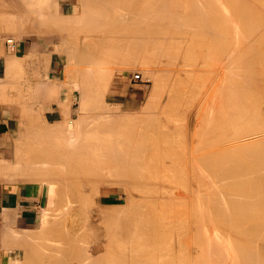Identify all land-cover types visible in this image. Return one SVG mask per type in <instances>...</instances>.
Here are the masks:
<instances>
[{"label":"bare ground","instance_id":"6f19581e","mask_svg":"<svg viewBox=\"0 0 264 264\" xmlns=\"http://www.w3.org/2000/svg\"><path fill=\"white\" fill-rule=\"evenodd\" d=\"M63 1H66V0H18V2H16V0H15L16 3L14 4L13 8L10 10V14L12 15V18L8 17V19L11 20V22L13 23V27L15 29V33H14L13 36L18 37L19 39L22 38V37H25V36H31L32 34H52V33H57L59 35V39H58L59 42L54 45L55 47H53L54 48L53 51H55L57 49H60L61 50L60 52L63 51V52H65L67 54V58H65V61L67 59V61H66L67 63H65V66L63 68L64 69L63 70V75L68 76L69 78L67 77V79L70 80L68 82V84L66 85L65 82L63 83L64 80H60L59 78L56 77L57 79H59V81L62 84H65L66 85L64 87V89H63L64 91L62 92V94L60 93V99H61L60 102H63V105H59V106H61V108L64 111L65 115H67V116H64V122H63V124L60 125V126H54L53 125V127H49V124L47 123L48 124L47 126H41L42 124L39 123L40 122V119H41V116H38V115H35V117H31L29 120H27V122H25V124L24 123H21V121H20L19 123H21V125L23 124L24 128L22 126V128H23L22 131L18 133L19 134L18 135L19 137L16 135V137L19 138L18 139V142L15 141V140H17V139H15L16 137L15 138L12 137L14 139L13 141L15 142V145L13 146L14 149H13V152H12L13 154H12V158H11L12 161L11 160L8 161V162L5 161L6 162L5 163L4 162V158H0V173L1 172H5L6 175H8V176H18L17 177L18 178L17 180L15 179V177H14V180L12 179L13 181L16 180L17 182L20 181V180L26 181V182H30L31 180H35V181L38 180V181H40L41 184L43 185V187L47 191L50 192V197L49 198L50 199L54 198V202L51 201L52 202L51 205H54L53 208L56 207L55 204H57V203H55L56 202L55 199H57L55 197V195L57 196V194L59 192H62L63 194H64V192H70L69 194H71V195H68V196L71 197V198L68 197L70 200L66 197V195L64 197L65 200L67 198L69 201H66V202H63V203L60 202V203H62L61 205H59L60 203L57 204L56 210H59L58 208H60V211H62V212H59V213H62L63 214V216H64L63 219L58 217V215H62V214H59L58 212H56L58 215L57 216L55 215V211H54L55 208L52 211H54L55 217H58V218L51 219L53 217L52 216L53 214L50 215V213L52 212L50 209L52 207H50L48 205L50 207V209L47 207L48 208L47 209V212H42L41 213L42 215L40 216L41 218L38 221V224L39 225L37 227L39 229L36 232H34L35 231V229H34L33 232H29V233L26 232V233H24L23 231L21 232V229L19 230V228H18V233H17V229L14 230L13 228H10V227L8 228L6 226L8 228V230L11 229V231H9L10 232L9 233V232L6 231V228L4 229V227H2L4 229V230L3 229L2 230L3 231H6L9 234V235L7 233L5 234V232L2 231L4 233V235H5V236H2V239L4 237L6 239L9 238V240H10L12 238L11 237L12 235H10V234H12V233L14 235V237L12 239H15L18 236V239H16L17 241L16 240H13V241L10 240V242L16 243V245H18V248H22V253L20 254L18 252V260H14V263H17V261H18V264H98L99 260L100 259H103L99 255L102 253V251L104 252V250L107 248L106 247V244L108 242L106 243V241H105L106 238H105L104 235H103L104 236L103 238H105V239H102V240L105 241V243H103L101 239L100 240L103 243V246L105 244V249H103L104 247L102 246V244H100L97 241H96L97 243H93V244L91 243V245L90 244L89 245H86V244L83 245L82 241L84 239L82 240L81 236H78L79 234L77 235L76 233L75 234L70 233V232L68 233L67 231L65 233V231H62V230L63 229L65 230L64 227H70V226H67L69 224H67L68 221L66 220V217L67 218L70 217L69 212L71 213L70 209L73 208L72 206H74L73 205L74 203L77 205L78 203H80L79 202L80 200H84V202H86V203L92 202L93 199H94V201L95 200H100L101 195L98 194V191H95V192H97L96 197H93L94 196L93 193H91L92 195H90V196H84L83 193L86 191V189L88 187H92V188L94 187L96 189L100 184H104V183H102V182H104V177L111 176V177L107 178L106 181L107 182H109V181L112 182L111 180L114 181V178L116 176L115 181L117 180V183H119L122 186V191L120 190V192H119L120 195L118 197L121 198V199H123L125 201L123 203V207L125 206V208H126L127 207L126 205L128 203H130V207H129V204H128V210L127 211H124L125 210L124 209L123 210L124 212H122V210L120 211V209L121 208L123 209V207H116V206H111L112 209H111L110 206H107V208L108 207H110V208H108V210H103V208L101 207V205L98 206L100 204L99 203L97 205L99 208H95V209L93 208L94 210H92L90 212L91 214H89V215H90V217H93L94 220L95 219L96 220L97 219H103V220L104 219L105 220L108 219V221L109 220H112L113 223H114V224L113 223L112 224L115 225V226H117V228H121V229H116V227H115L114 228L116 230V232H115V230L113 228H110L109 227L112 224H109V225L106 226V227H108V229L109 228L110 229H113L114 231L113 230H111V231H113L115 233H117V230H118L119 233H117V234H119V235H121L120 232L122 231V229L123 230H127V232L129 233L127 237L129 238V235H131V237H132V238L130 237L129 240L131 239V241L132 240L133 241H136L134 239L137 238V241H136L137 243L135 242L136 245H135V248L133 246V250L135 249L137 251V253H139V254H137L139 257H140V253H143V255H144V252L147 251L148 248L145 245L148 244L149 241L150 242H153L154 240L156 241V239H158V237L161 238L160 235L161 234H164L165 231H166V235L167 234H170L171 233V230H170V232H167V229L169 228V226H171L169 229H173L176 226V224H178V227H179V224L181 225V223H182L183 224L182 225L183 228L179 232H175V235H176L175 238L177 237V244H179L181 246V247L180 246H178V247L182 248V250H180V252L183 251V248H187V250L189 252V249L188 248H189L190 244H192V243H190L188 247H187V245H188L189 242H192L193 241V239H191L193 237L194 238V242L193 243H195L194 244L195 245L194 246L195 247L194 250L196 249V253H199V255H202L201 257H198V259H196L198 254H196V257L195 256L193 257L192 255H195V254L194 253H191V250H190L189 259L192 256L194 258V260L196 259V263L200 259V261H201V262H199L200 264H264V224H263L264 221L261 222L262 220H264V218H261L262 219L260 221L261 223L259 222L260 219L257 221V219H258L257 216H261V215H257L255 217L257 219L252 218V217H254L257 214V213L255 214V212L258 211L259 208H257V210L256 209H254V210L250 209V208H254L255 206L257 207V205H258V203H256L257 202L256 201L257 199L254 200V198H251L250 195H248L250 193L249 191H248L249 193H247V194L245 193V194H243L244 196H241L240 195L241 193L238 194V190H236V188L234 189V187L237 184H239V183L242 184V182H243L244 184H242V185H244L245 188L247 187V190H248V188H251L253 186L252 184H254L256 182L254 180L255 179H259V178H257L259 176V174L257 173V177L254 180L251 178V175L250 176L248 175L251 179L249 178L247 180L246 179L248 177L247 176L246 178L244 177V180L243 179L241 180L242 177H240L241 176L240 174H242L243 172H244L243 174L246 173V168H244V166H245L244 164L246 163V158H245V161L243 160L245 163L243 162L242 165L239 164V163H236V160H235V162L233 161L236 158L234 156V154L236 153V151L238 153H240L239 151L244 150V152H245L246 150L251 149L252 147L256 146V145L253 146V144H254L253 142L254 141L253 142H249L248 141V140H251V139H248L247 138L248 140L246 141V138L245 137H247L248 134H239V132L238 133H234V131L231 132V130L229 129L230 132L232 133L231 135H233V133H234V135H233V137H228L230 139L227 140V142L229 141L227 144L223 145L225 143L224 142L222 144L223 147H218L217 146L216 148L214 147L213 150L210 148V151L213 153L212 154L209 151V149H207V147L210 146V145L207 146V144H209V143H207L208 140L206 139L207 141L205 140V142L207 144L205 143V146H203V149H205L204 147L207 146L206 149L208 151L207 152H203L204 150L202 149V151L200 150L201 151V154H197L195 152V146H198V145H195L196 140H198V139H196V137L200 134V132L202 131L203 128L208 127L204 123L209 119L210 115H212V114H210V115L208 114L209 117L206 118L205 121L202 118L203 121H201L200 118L199 119L197 118V115L192 114L193 111L195 110V108H194V110L192 111V113L191 114L189 113L190 115L188 114L189 116H188V118H186L187 119L186 124H184V125H181L180 124L182 127L185 126L184 128H186L189 131L191 129V133H190V135H187L188 137L185 136L186 133H183L184 136H185V138H184V136H182V137L184 139V144L185 145L182 143L183 142L182 141L183 139L181 140L182 142H180V144H182V146L184 145V148L182 149L184 151L183 152H177V150L182 151V150H180L181 149L180 147H182L180 144H179L180 147L178 145V147L180 149H176V147H175L176 151H175L174 148H172L170 146H167V144H165L166 142L165 143L163 142L166 145L165 147H162L161 146L163 144L161 142V140H162V138H165L163 136H167V134L169 133L168 131H170V130L166 131V129H165V131L168 132V133L166 135L161 136V133L163 134V132H161V131H164L163 129L160 131V134H158L159 132L156 133V130L152 131V129H151L150 132H152V133L155 132L156 133V134L153 133L154 135H152L150 132H147V129L149 130L148 127H150V123L147 124L146 122H144V123L141 124L142 127H140V129H138L137 127L138 126H141V125H136V130H135L134 129L135 128V126H134L135 122H132V120L135 119V118H136V120L138 118H142L143 116L142 117L139 116V114L141 115L140 112L138 113V116L139 117H137V115H135V114H134L135 117H133L134 115L132 114L131 116L133 118L131 117V119H132L131 120L129 117L122 116L121 114H118L116 111H112L111 109H109L108 108L109 105L107 106L106 105V102H105L106 92L108 90V86H109V82H110L109 80L112 77L114 68H117L119 66L118 65L116 67L115 66V63L112 66V65H110V63H112V61L115 60L117 58V56L119 58H122L121 60H123L125 63H128V64L129 63L130 64L131 63L132 64L133 63H135V64L136 63L137 64L139 63L141 70L144 73H147V76L146 77H148V75H149V77H150L149 79H152L151 80L152 81V84H153L152 86H155V87H152V89H151L152 91L156 88V86L157 87L159 86V80H160L159 78L160 77L158 78V76L161 74V72H159L160 73L159 75H157L158 73L156 75H154L153 74L154 72H152L151 69L149 68V66H147V63H146V60L147 59L145 58L146 59L145 60L144 58H142V57H146V55L143 56V55H140L139 53H137L138 54V56H137L136 55V51L137 52L139 51L141 53V46L143 48L144 44L145 43L147 44V41H148V46H150L149 45V42L151 41V43H154L153 45L150 43L152 45V47L154 45L155 46L157 45L159 47L158 44L160 43V39L157 38L158 37L157 36V33H156L157 31L155 32L153 30L154 31L153 33H156V34H153L152 31H148V30H149V28L152 29L150 27L151 25H152V27H154L155 30L158 29L157 26H162V25H159V24L160 23H164V22H158V20L159 21H161V20L162 21H165V23H166L167 21L166 20H163V19H170L171 21H173L171 17L173 15H178V12L175 10L176 8L174 9L173 7H170L172 9H174L175 11L172 10V9L169 10L168 9L169 8L168 5H173V6L175 5L174 7H176L177 3H180V5H182L181 2L185 3L186 5L187 4L189 5V3H190V5L191 4L194 5L196 3L198 4L199 2H203L204 0H87V1L86 0H80L81 3L79 2V4L82 5V7L79 5V8L80 9L81 8L82 9L85 8V10L87 11V9L89 7L90 8V11L88 12L89 13V16H88V13L85 14L84 12H82V10L78 9V7H77L78 4L77 5H74L73 3H71V0H69L70 3L69 2L68 3L66 2L65 4H62ZM74 1L75 0H73V2ZM102 1H105V2L102 3ZM217 1H216V3L213 1V5L210 4L211 7H213L215 4L218 5L217 4ZM76 2H78V1H76ZM98 2H100V5L103 4L104 6H101V7L100 6H95L97 8L99 7L98 9L95 10L94 8H92V5H95V4L99 5ZM223 2H225V1H223ZM250 2H251L250 0H244V2H243L244 3V6H243L244 7V10L243 11L241 10L242 13H243V15H244L243 16V22L244 23H242V24L244 25L245 30H243V31L246 32V34H247V36L245 35L246 37L249 36V38L246 39L248 41H249L250 37L253 34V33L251 34V32H253L252 31L253 29L250 28V25L252 26V20L254 21L255 20L254 18L256 17V15H254L255 17H252L251 16L253 14V12L251 11L252 8L249 6L250 5ZM210 3H211V1H210ZM231 3H233V2H231ZM234 3H236V2H234ZM207 4H208V2H207ZM83 5H85V6L83 7ZM87 5H89V6H87ZM166 5L168 6L167 10H162L163 6H166ZM223 5H222V8H223ZM262 5H263V3H262ZM154 6L156 8L158 7L159 9H157V10L156 9L153 10L154 8L153 9H150V7H154ZM195 6H197V5H195ZM224 6H227V4L224 5ZM234 6H235V4H234ZM86 7H87V9H86ZM190 7H192V6H190ZM199 7L201 8V6H199ZM228 7H230V5ZM238 7H239V5H238ZM253 7H255V6H253ZM214 8H215V6H214ZM216 8H217V6H216ZM185 9H183V10H185ZM192 9H190L191 12H193ZM220 9H221V7H220ZM220 9H218V10H220ZM79 10H80V12L84 13V16H83L82 13H81L82 15L79 14L80 13ZM85 10L83 9V11H85ZM180 10H179V12H182V10L181 11ZM197 10H199V9H197ZM200 10L202 11V8ZM234 10L232 9V11H234ZM209 11L212 12L213 10L212 9L211 10L209 9ZM220 11H219V13L221 14ZM223 11L224 10H222V13H223ZM226 11H225V13H226ZM254 11H256V9ZM188 12H190V11H186V13H188ZM212 13L214 14V12H212ZM225 13H223L222 16H224ZM254 13H256V12H254ZM179 14H181V13H179ZM194 14H196V12H194ZM201 14H204V13L201 12ZM201 14L199 16H201ZM240 14H241V12H240ZM85 15H87V17ZM148 15H149V17L151 15H153V17L155 16L154 19L151 18V19H153L152 20L153 21L152 23H151L150 20H148V18H147ZM227 15H228V13H227ZM236 15L232 19H235L236 18ZM238 15H239V13H238ZM260 15H261V13H260ZM169 16H171V17H169ZM215 16L217 18H219V17L222 18L221 15L220 16L218 15L219 17L217 15H215ZM226 16H224V17H226ZM232 16H233V14H232ZM240 16H238V18ZM182 17L183 16H181V18ZM189 17L191 18L192 16H188V19H189ZM229 17H231V16L229 15ZM173 18L175 19V17H173ZM210 18H211V20L213 22V20H214L213 18L214 17L212 18V15H210L209 19ZM226 18L227 19H230L228 17H226ZM226 18L224 19L225 21L224 20L223 21L224 22H226V21L230 22L229 20H226ZM200 19H202V18L200 17ZM219 19H217V20L219 21ZM259 19H258V21L256 23V29H259L260 28V27L258 28V26L260 25ZM9 20H7V24H8V22H10ZM154 20H156V21H154ZM180 20L182 21L183 18L182 19H179L178 20V23H180L179 22ZM170 22H169V24L172 25V23H170ZM183 22H184V20H183ZM187 22L185 21V23H187ZM194 22H195V20H194ZM198 22H197V24H199ZM220 22L219 23L217 22L218 23L217 25H219ZM153 23H155L156 25L158 24V25L156 26L154 24L156 26L155 27L153 25ZM188 23L190 24V22H188ZM188 23L186 25L187 28H189L188 27ZM191 23H192V20H191ZM230 23H232V21ZM262 23H261V25H262ZM79 24H82V25L80 26ZM176 24L177 23H175V25H173V27H171V28H170V26H168V27L171 30H173L175 28L174 26H177ZM197 24H195V25H197ZM213 24L215 25V23H213ZM227 24H223L226 30L224 29L223 31H221L219 29V31H218L219 34H223L222 32H225V31L227 32V28L229 27L228 26L229 24L228 25ZM233 24H234V22H233ZM233 24H231L230 26H231V29H234V31H235L236 27L235 28H232V27H234V26H232ZM236 24H235V26H237ZM76 25H78L80 27L77 28V27H75ZM179 25L180 24H178V26ZM182 25H180V26H182L184 28V24L183 23H182ZM195 25L194 26H190L189 25V26L190 27H193V29L195 30V28H196ZM202 26H204V25H202ZM72 27H74L73 30H71ZM162 27L164 28L165 26H162ZM263 27H264V24H263ZM167 28L165 27L164 29H160V30L164 31V33L163 32H158L159 33L158 35H160V33H161V35L162 34L166 35L167 34L166 33V30H168ZM179 28L180 27H178V28H176L174 30L175 31L178 30L177 31L178 34H182V33H179V32H181V31H179V30H181V28L180 29ZM220 28L223 29L222 27H220ZM240 28L243 29V27H239V29ZM74 29H78V31H82V33H83L82 34V37L79 36L80 38L79 37L78 38H75V36H72L75 39L71 38L70 32L71 31H74ZM200 29L201 28H199V30ZM185 30L187 31V29H185ZM185 30L183 31V34L184 35L186 34L185 33L186 32ZM196 30H198V28H196ZM237 30H238V28L236 29V31ZM170 31H167V32H169L171 34L176 33L175 31L174 32L173 31L170 32ZM201 31H202V29H201ZM203 31H205L204 28H203ZM220 31H221V33H220ZM258 31L259 30H257V32ZM188 32H189V34H191L190 32H193V33L196 34V31L194 32V31H189L188 30L187 33ZM206 32H202V33L205 34ZM212 32H210V33H212ZM228 32H230V31H228ZM231 32H232L231 34L234 35L233 30ZM247 32H249V33H247ZM147 33H149V34L152 33V36L153 35H156L157 37H154L153 36L156 39L154 40L153 37H150L151 39L148 40L149 37L147 38V35H148ZM202 33H201V35H199V37H202L204 35V34L202 35ZM208 33L209 32H207L206 34H208ZM75 34H76V32H75ZM78 34H80V33L78 32ZM178 34L176 33L173 36L174 37L173 39H171V37H168V35H167L166 38H163V40L164 41L165 40H168L167 39V37H168V38H170L172 40L171 42L173 43V41L175 40L176 35H178ZM219 34H217V35H219ZM231 34H229V35L231 36ZM235 34L238 35L237 33H235ZM262 34L264 36V33H262ZM262 34H260V35H262ZM226 35H225V38H228V37H226ZM182 36L183 35H181V37ZM186 36H188V34ZM191 36H192V34H191ZM212 36L213 35H211V37ZM219 36H221V35H219ZM222 36L220 37V40L219 41H222V39H221ZM238 36H240V34ZM253 36H255V35H253ZM263 36H262V38H263ZM162 37H160V38L162 39ZM181 37H179V38H181ZM205 37H206V35L204 36V38ZM146 38H147V40H146ZM214 38H215V36H214ZM241 38L244 39V37H241ZM256 38H258V36ZM177 39L178 38H176V40ZM183 39L184 38H182L181 40H183ZM216 39H218V38H216ZM239 39L240 38H238L237 40H239ZM243 39H240V41L241 40L243 41ZM152 40H154V42ZM185 40L186 39H184V41H181V42L183 43V42H185ZM188 40H190V38H188L186 40L187 43L189 44ZM197 40H198V38H197ZM200 40L201 39L199 38L198 41L200 42ZM208 40L210 41L211 38L208 37ZM214 40H213V42H215ZM237 40H234V42L235 41L237 42ZM246 40H245V42H248ZM250 40H252V39H250ZM10 41H12V40H10ZM168 41H166V42H168ZM192 41H193V39L190 42H192ZM252 41H255V40H252ZM171 42H170V45H171ZM174 42H176V41H174ZM213 42L211 41L212 46L209 45V47L211 46L213 48V46H214V43ZM229 42L231 43L233 41H231V39H230L228 41V43ZM161 43H160V45H161ZM182 43H181V45H182ZM208 43L205 45V47L206 46L208 47ZM220 43L218 42L219 46H222V44H220ZM222 43H224V45H223L222 48L225 49V51L227 52V50L230 49L229 48L230 47L229 46L230 44L227 45V46H229V47H227L229 49L226 50V48H224V46H226L225 43H227V42L225 41V42H222ZM167 45H169V43L166 44V45L163 44L164 47H166ZM233 45L234 44H232V46ZM258 45L261 46L260 43ZM12 46H13L12 43H10L9 46H8L9 47V51L14 52V49L12 48ZM148 46H145V48L148 47ZM196 46H198V45H196ZM161 47H162V45L160 46V49L159 50H161ZM262 47L261 48L264 49V45H262ZM138 48H139V50H138ZM157 48L154 47V49H157ZM198 48H199V46H198ZM241 48L244 49L243 46ZM258 48L261 49L260 47H258ZM258 48H256V45H255V48H253V49H255L258 52V54L261 55L262 54V51H258L259 50ZM135 49H136V51H135ZM144 51H145V49L142 50L143 54H144ZM209 51H210V49H209ZM220 51H223V50H219L217 52H220ZM249 51H251V50H249ZM27 52L28 53H25L23 56H21L22 59L20 57H17L16 58V56H13L11 54H10V56L9 55L5 56L6 57V59L4 60L5 61V65H4L5 66L4 67V76L5 77L9 76L10 74L13 73V71H15V70L12 71V69H14V68L15 69H17V68L20 69L21 66H22V62L24 61V59L25 60L28 59L29 61H31V59H32V62L38 68H39L40 64H42V63H45L46 64L47 61H48V59H49V54L48 53H43L42 52L43 55L41 53V56H40V53L38 54V52H36V50H31V51H27ZM55 52H57V51H55ZM133 52H135V53H133ZM240 52L237 53V54L240 55ZM248 52L246 54H244V55H245L246 61L249 63V66L251 65V63L254 64L255 63V60H257V62H256L257 64L255 63V65H258V63H261L260 62L261 61L260 59H256L257 56L254 57L255 55L253 53V50L251 51L252 53H250V52L248 53ZM257 52L255 54H257ZM49 53H50V51H49ZM53 54H54V52H53ZM121 54H122V57L119 56ZM130 54L131 55L135 54L136 56L133 57ZM252 55H254V56H252ZM139 56H141V58H139ZM65 57H66V55H65ZM99 57H100V59H99ZM136 57H138V58H136ZM263 57H264V55H263ZM19 58L21 60H19ZM119 58L116 59V61L117 60H120ZM243 58H244V56H243ZM96 59H98L99 62L101 61L100 62V65L99 64L98 65L95 64L96 66H99L98 68L95 67V65H93L94 66L93 69L94 70H97V71H93V69H90L89 68L90 66H88V68L86 67L87 66V63H91V62L92 63H95L94 61H97ZM237 59L243 60L242 58H237ZM239 60H238V62H239ZM118 62L119 61H117V63ZM236 62H235V65H236ZM26 64H27V62H26ZM84 64H86V66H83ZM263 64H264V61H263ZM31 65H32V63H31ZM148 65H150V64H148ZM230 65H231V63H230ZM235 65H233V66L236 67ZM245 65H247V64H242V66H243L242 68H244ZM259 65H262V64H259ZM122 66H121V68H122ZM249 66H247V67H249ZM263 66L264 65H262V67L259 66V68L260 67L261 68L260 69L258 68V69L261 70V71L264 70L263 69ZM36 67H35V69H37ZM42 67L45 68V67H47V65L46 66H42ZM231 67H229V68H231ZM251 67H253V66H251ZM194 68H195V66H194ZM198 68H195V69H198ZM254 68L256 69L257 67H254ZM40 69H41V67H40ZM195 69H193V72L192 73H194L195 71H197ZM239 69H241V68H239ZM37 70H35V71H37ZM231 70H230V72H231ZM237 70L238 69L236 68L235 71L237 72ZM179 71L184 72L181 69ZM179 71H178V73H179ZM191 71H192V69H191ZM220 71H222V70H220ZM239 71H242V70H238V72ZM261 71H260V73H261ZM185 72H187V71L185 70ZM197 72L200 73V71H197ZM248 72H250V71H248ZM256 72L257 71H255V74H256ZM144 73H143V76H144ZM176 73H177V70H176ZM192 73H191V75H192ZM209 73H210V71H209ZM222 73H223V71H222ZM252 73L254 74L253 71H252ZM262 73H264V72L262 71ZM44 74H45V71H44ZM44 74H42V75L44 76ZM187 74L189 75L190 73L188 72V73H186V75ZM198 74H196V75H198ZM259 74H257V75L259 76ZM34 75H35V72H34ZM223 75L225 76V73ZM262 75H264V74H262ZM28 76H29V74H28ZM43 76L41 78H43ZM178 76H180V73H179ZM251 76H255V75H251ZM22 77H23V75H22ZM225 77H227V76H225ZM230 77H231V75H230ZM246 77H248V76H245V79H246ZM257 77H255V78H257ZM41 78H39V79H41ZM63 78L65 79V76ZM208 78H209L208 79V83H209L210 82L209 80L211 78V74H210V77H208ZM219 78H218V80H219ZM232 78L234 79V76ZM232 78L229 79V80H233ZM255 78H252V79H255ZM258 78H260V77H258ZM67 79H66V82H67ZM83 79L86 80V81H88L89 83L86 84ZM241 79L237 83L241 84L240 83V81L242 82ZM34 80H35V77H34ZM37 80H38V78H37ZM204 80H207V79H204ZM221 80H222V78H221ZM246 80H249V79H246ZM1 81H3V78L1 79ZM198 81H199V79H198ZM233 81H234V83H236L235 79ZM251 81H253V80H251ZM259 81H261V80H259ZM30 82H33V80L30 81ZM49 82H51V81H49ZM53 82L54 81H52V83ZM166 82H167V80H166ZM195 82H196V80H195ZM219 82L221 83V81H219ZM52 83H50V84H52ZM160 83H162V81H160ZM192 83H193V81H192ZM197 83L198 82H196V84H194V85L197 86ZM225 83L227 84L226 81H225ZM244 83H246V82H244ZM254 83H256V82H254ZM11 84H12V81H11ZM35 85H36V83H35ZM206 85H207V83H206ZM218 85H219V83H218ZM223 85H224V87H227V86H225V84H223ZM236 85H238V84H236ZM263 85L264 84H262V86ZM19 86H20V84H19ZM19 86L16 85L15 87L17 88ZM21 86H20V88H21ZM198 86H199V83H198ZM209 86H212V85H209ZM215 86H217V85H215ZM245 86L246 85H244V88H248V86L247 87H245ZM253 86H252V88H253ZM173 87H174V85H173ZM192 87H193V85H192ZM237 87H239V86H237ZM256 87H258V86H255V88ZM25 88L27 89L28 87L25 86L24 87V91H25ZM31 88H32V86H31ZM162 88H164V87H162ZM193 88L192 89H189L190 91L187 89V91L188 92H191L192 94H194L193 91H191V90H193ZM202 88H204V87H202ZM202 88H201V90H202ZM250 88L251 87H249V89ZM54 89H56V90L53 91L51 89V91L49 93L53 92V94H55L57 92L56 94L59 95L58 94V92H59L58 89L56 87ZM218 89L216 87V89H214V91L213 90L212 91L213 92H219V91H217ZM233 89H235L236 91H238L237 90L238 88L236 89L234 86H233ZM256 89H258V88H256ZM17 90H16V92H17ZM34 90H37L38 91V88L37 89L34 88ZM39 90L44 92L46 90V88H45V90H41V88ZM73 90H77L78 93H79L78 104H77L78 106H76V107H79L78 110L80 109V111H82V112L84 111L85 112L84 114L82 113V115L77 114L78 115V116H76L77 119L70 118L71 115L73 114V111H72V109L70 107V103L69 102L71 101V96H72ZM151 90H150V92H151ZM155 90H157V88ZM172 90H174V89L172 88ZM195 90H197V89H195ZM263 90H264V88L262 90H260L261 93L264 92ZM37 91H35L36 92V95L38 94ZM40 91H39V95L41 94ZM158 91H160V90L158 89ZM206 91H202V92L206 93ZM228 91L226 90L225 93L227 92L226 94H228ZM236 91H233V92L236 93ZM241 91L243 92V89ZM197 92H198V90H197ZM213 92H211V93H213ZM223 92H224V89H223ZM22 93H20V94H22ZM30 93L34 94L33 92H30ZM187 93H186V95H187ZM225 93H223V95ZM244 93H247V92L245 91ZM257 93L259 94V97H257V98H260V92L258 91ZM257 93L255 92L254 95L255 96L256 95L258 96ZM176 94H177V92H176ZM39 95H38V97H39ZM196 95L197 94H195V98L197 97ZM199 95L201 96V94H199ZM215 95H217V94H215ZM215 95H212V96L215 97ZM239 95L241 96L240 92H239ZM239 95H237V96H239ZM248 95H250V94H248ZM40 96H42V95H40ZM205 96H207V95H205ZM205 96L202 95L201 96V99H202V97H204L203 99H205ZM218 96H219V93H218ZM233 96H236V95H233ZM19 97H21L23 99L25 97V95H24V97H22L21 95ZM28 97H29V99H28ZM33 97H35V95ZM38 97L36 96L35 98H38ZM45 97L47 98V96H44L43 97L44 99L43 98H41V99L44 101L45 100ZM222 97L224 99V96H222ZM230 97L232 99V96H230ZM252 97H254V96H252ZM30 98L32 100H35V99L32 98V96H30V94L27 95V97L25 98V100L27 99L28 100V103H29V101L31 100ZM58 98L56 100H58ZM206 98L209 99V97H206ZM263 98L264 97H262V99ZM41 99H40V101H41ZM165 99L166 100L164 101V103L162 102V100L159 101L160 102V106L165 107V104L166 105L168 104V103H165V102H169V101H167L168 98H165ZM203 99H202V107L204 106V109H205L206 108L205 107L206 106L205 103H207V102L204 103L203 102ZM236 99H237V97H236ZM249 99H246V100H249ZM252 99H255V97L252 98ZM25 100H23V101H25ZM51 100H52V98L49 99V101H51ZM241 100H242V97L240 99V102H241ZM21 101L22 100H20V102ZM36 101H39V100L37 99ZM46 101H48V100L46 99ZM191 101H194L193 98L191 99ZM205 101H207V100L205 99ZM216 101H217V99H216ZM225 101H227V100L225 99ZM243 101H245V100H243ZM263 101L264 100H262V102ZM209 102H210V100H209ZM209 102H208V104H209ZM211 102H212V100H211ZM231 102H230V99H229V102L228 103H231ZM238 102L239 101H237V104H238ZM249 102L252 103L251 100ZM203 103H204V105H203ZM219 103H220V101H219ZM219 103H218V105H219ZM228 103H226V104H228ZM243 103H245V102H243ZM25 104L26 103H24V105ZM31 104H33V102ZM31 104L30 105L28 104V105L31 106ZM200 104H197L198 107L200 106ZM212 104H214V102ZM216 104H215V106H216ZM220 105H221V103H220ZM235 105L236 104H234V107H235ZM238 105H236L237 108H238ZM240 105H242V104H240ZM252 105L253 104H251V107H252ZM232 106L233 105H229V106L227 105V108L232 107ZM244 106H245V104H244ZM244 106H242V107H244ZM255 106L258 107L259 105L257 106V104H256ZM260 106H261V104H260ZM35 107H34V109H35ZM211 107H212V105H211ZM211 107H208L207 106V108L205 110H207L209 108L208 111H207L209 113L210 112L209 110H211ZM239 107H241V106H239ZM29 108H26V109L28 110ZM244 108H246V107H244ZM58 109H60V108H58ZM204 109H203V111H204ZM218 109H216V110H218ZM250 109H249V111H250ZM29 110H31V109H29ZM29 110L27 112H29ZM78 110L76 109V111H78ZM185 110L187 111V109H185ZM223 110H220L222 112V114L224 113ZM229 110H230V108H229ZM231 110H233V109H231ZM239 110H241V108H239ZM188 111L190 112V107H189V110ZM200 111H201V109H200ZM156 112H157V110H156ZM163 112H164V110H163ZM205 112L203 114H204V116L207 117V113L205 114ZM218 112H219V110H218ZM229 112H231V111H229ZM229 112L227 110L228 116L230 117L232 115H229ZM237 112L238 111H236V114H238ZM76 113H78V112H76ZM123 113H125V112H123ZM195 113L196 114L198 113V115L202 116L200 114V112H195ZM227 113H226L225 116H227ZM234 113L235 112H233V114ZM245 113H247V111ZM258 113H259V111H258ZM60 114H62V113H60ZM80 114H81V112H80ZM255 114H253V115H255ZM24 115H26V112L23 113V116ZM129 116H130V114H129ZM163 116H164V114H163ZM241 116H243V115H241ZM244 116H243L242 119H244ZM155 117H157V115H155ZM213 117H215V116H213ZM219 117H221V116H219ZM229 117H228V119H229ZM61 118H63V116ZM144 118H145V116H144ZM144 118H142V119H144ZM148 118H149V116H148ZM165 118H167V117H165ZM24 119H23V121H24ZM44 119H43V121H44ZM197 119L200 120L201 122H203V125L206 126L205 127V126L201 125L200 124L201 122L198 121L199 122L198 124H200L203 127V128H201L199 126V129L197 128V130H199V134L198 135L196 134L198 131L195 130L196 129V126H197ZM130 120H131V122H130ZM151 120H153V117H152ZM218 120H220V119H218ZM249 120H251V119H249ZM138 121L136 123H138ZM209 121L213 123L214 120L213 121L212 120H209ZM238 121H239V118H238ZM44 122H42V123H44ZM129 122H130V125H128L129 128L131 126V123L132 124L134 123L133 124V126H134L133 129H132V127L130 128V130H129V128L126 129L125 126H127V124ZM150 122H152V121H150ZM140 123H138V124H140ZM208 123H207V125H209ZM215 123L216 124H219L218 121L215 122ZM236 123H234V125ZM257 123H258V121H257ZM216 124H215V126H216ZM45 125H46V123H45ZM152 125H153V123H152ZM155 125H158V122L155 123ZM160 125H161V123H160ZM241 125H244V124L242 123V124H240L238 126H241ZM253 125H256V124H253ZM164 126L167 129H169V128L171 129V127H172L170 125V123L169 124L168 123H165ZM212 126H214V125H212ZM212 126H210V128H212ZM215 126H214V128H215ZM227 126H228V124H227ZM157 127H161V126L158 125ZM232 127H235V126L232 125ZM242 127H244V126H242ZM184 128H183V131L185 132L186 130ZM221 129L223 130V127ZM234 129H236V128H234ZM234 129H232V130H234ZM249 129H252V128H249ZM206 130H207V128L205 129V131ZM217 130H219V128H217ZM225 130H227V129H225ZM247 130H248V127H247L246 130L244 129V131H247ZM257 130H259V129H257ZM257 130H256V132H257ZM205 131L203 130L202 132L205 133ZM212 131H213V129H212ZM230 132H229V134H230ZM235 132H236V130H235ZM240 132H241V129H240ZM208 133H209V135H208ZM215 133L217 134V131ZM218 133H220V132H218ZM226 133H228V132H226ZM243 133H245V132H243ZM195 134H196V137H195ZM235 134H238V135H235ZM258 134H259V132H258ZM201 135H203V133ZM205 135L208 138H209V136H211V138H212V135H210V131H208V130H207V133ZM205 135H203V136H205ZM203 136L201 138V136L199 135V138H201L200 140L202 141V143H203ZM214 136H216V135H214ZM227 136H228V134H227ZM258 137H260V135L259 136L257 135V138H255V137L254 138L258 140ZM224 139H225V137H224ZM167 140H169V139H167ZM172 140L175 141L174 138ZM170 142H171V138H170ZM222 142H223V139H222ZM222 142H221V140H220V142L218 140V143H222ZM167 143H169V142H167ZM199 143L201 144V142H199ZM259 143L257 142V144H259ZM196 144H197V142H196ZM200 144H199V147H200ZM255 144H256V142H255ZM260 145H262V144H260ZM171 146H173V145L171 144ZM200 148H202V146ZM206 149H205V151H206ZM256 149H257V147H256ZM258 149L260 150V148H258ZM196 151L200 153V151H198V150H196ZM255 151L253 150V153ZM241 154H239V155H241ZM250 154H252V153L250 152L249 155ZM257 154L259 155V153H257ZM262 154H264V153H262ZM233 156L235 158H233ZM243 157L244 156H242V158ZM246 157L248 158L247 155H246ZM250 157H251V159L253 158V160H254L256 156H253V157L252 156H249V158ZM249 158H248L247 162L249 161ZM256 158H258V157H256ZM262 159L263 158H260V162H259L260 164L262 162ZM196 161H197V164L196 165H198L200 167H199V169H196L198 166L195 167L196 170L194 171L193 170V168H194L193 165L196 163ZM237 161H239L238 158H237ZM258 161H259V159L257 160V163H258ZM182 163H184L186 166H189L190 165V169L192 168L190 170V172H189L188 169H186V167H185V169L189 172L190 177H186L188 180L186 179L187 181L184 182L185 181L184 178H182V175L179 173L178 175H181V177L178 176V177L181 178L180 181L176 178L178 180V182H175L177 180H174V182H173L172 181L173 180L172 177L174 178V175L176 174V172L177 171H180L179 170V167L181 169V166L182 167L185 166V165H182ZM248 163H250V162H248ZM248 163H247L246 167H248L247 169H249V171H250L251 168H249L250 166H248L249 165ZM262 163H263L262 165L264 166V162H262ZM250 165H251V163H250ZM255 167H256V170H258L257 169L258 166L255 165ZM260 168L261 167H259V169ZM182 170H183V168H182ZM260 171H262V170L260 169ZM260 171H259V173H261V175L263 177L264 174L262 172H260ZM184 173H186V171ZM187 173H186V175L188 176L189 174H187ZM249 173H247V174H249ZM243 174H242V176H243ZM112 175H115V176H112ZM252 177H254V176H252ZM162 178H170L171 179L170 184L169 185H164V186H159V185L154 184L153 181H158V180H160ZM0 179H1V177H0ZM1 180H3V179H1ZM5 180L6 181H10L11 178L8 179V177H7V179H6V176H5ZM181 180H184V181H181ZM110 182H109V184H110ZM183 182H184V185L182 184ZM216 182H218V185H216L217 184ZM223 182L224 183H227L228 185L226 184V187H225V185L223 184ZM261 182H262V184H264L263 183V180ZM256 183L258 184V180H257ZM35 184H37V183H35ZM179 184H180V186H179ZM257 184H256L257 187L263 186V185L258 186ZM181 185H182V188L180 189ZM236 187H240V186L237 185ZM177 188L180 189V191H177ZM245 188H241V189H244L245 190ZM260 188H262V187H260ZM255 189H256V187H255ZM255 189H253V190L252 189H249V190L255 192L256 191ZM235 190H236V192H235ZM247 190H245V191L247 192ZM257 192L258 191H256V193ZM259 193H257V194H259ZM262 193H263V191H262ZM94 194H96V193H94ZM58 195H60V193ZM253 195L254 194L252 193L251 196L253 197ZM262 196H264V195H262ZM186 197H188V199H190L189 201H191V203L186 199ZM257 197H258V195H257ZM257 197H255V198H257ZM179 198H181L182 200L181 201L180 200L178 201ZM61 199H62V196H61ZM166 199H169V202L172 201L171 204H173V205L175 204V206L179 205L182 209L185 210L184 213L182 212L183 213L182 214V217L179 216V217H181L179 223H177L179 217H176V218H178L177 221L174 220L176 214H170V215H172L171 218L174 217L173 221H175L174 223H176V224H172L171 223L169 225L168 222H170V221L167 222V220H171V222H173L172 219L169 217L170 216L169 214H168L169 216L167 215L166 217L167 218H170V219H167L166 217L160 215L161 217H164L165 220H162L161 221V217L158 216L160 220L157 219V221L159 220L161 222L160 223L157 222V224L152 223L153 221H155L154 219L156 217L154 216V217H152L153 219L151 218L152 212H154V211H152L150 208H153L155 211H156V209H158V207L155 206V205H160V206L162 205L161 207L163 208V206H166L167 205V204L164 205V203H166L165 202ZM262 199H263V197H262ZM130 201L132 202V205H131V202ZM260 201H261V199H260ZM260 201H259V203H260ZM81 202H83V201H81ZM161 202L163 204H161ZM167 202H168V200H167ZM187 202H189L190 204L187 203ZM47 204H48V202H47ZM96 204H97V202H96ZM124 204H126V205H124ZM188 204H189V206L192 207V209H193V207H195L194 208L195 209V212H194L195 214L191 211L195 215V218H191L192 216L189 217L190 214L188 213V211H189L188 210L189 209L188 208L189 207ZM76 205H75V207H76ZM108 205H110V204H108ZM118 206H120V205L118 204ZM179 206H177V207H179ZM154 207L155 208L157 207V208L155 209ZM259 207H261V205ZM263 207H264V205H263ZM76 208H78V207H76ZM165 208H167V207H165ZM104 209H106V207H104ZM182 209L181 210L179 209V211H178L179 214L181 213ZM194 209H193V211H194ZM48 210H50V213L48 212ZM63 211H64V213L66 212V215L68 213V215L66 216L63 213ZM150 211H151V213H150ZM6 212L7 211H5V214H6ZM5 214L3 215V218H5ZM253 214H254V216H253ZM261 214L263 216V212ZM76 215H77V213H76ZM89 215L86 217L87 219L85 218L86 220H89L88 219L89 218ZM173 215H175V216H173ZM213 216L214 217L216 216L215 217L216 219ZM184 217H185V219H184ZM190 218L192 220L195 219L194 220V223H193V221L191 222V219ZM58 219L59 220L62 219V220L59 221ZM70 219L71 218H69V220ZM72 219L70 220L71 221V226H72V228H74V226L72 225V223H73V220ZM75 219L77 220V218H75ZM78 219L80 220V216H79ZM252 219H254V220H252ZM106 221H103L104 222L103 223V226H104V224H105ZM84 222H85V225L88 226L87 222L86 221H84ZM107 222H106V224H107ZM108 223H111V222H108ZM146 223L150 224L151 226H152V224L153 225L155 224L154 225L155 228L154 227H152L153 229L149 228L151 230L147 229L148 227H151V226L149 225V226L145 227V224ZM4 224L6 225L7 222L4 223ZM4 224L3 225L0 224V225L1 226H5ZM12 224L14 225V223H12ZM73 224H75V223H73ZM77 225H79V222H78ZM77 225H75V226H77ZM173 225H174V227H172ZM98 226H99V224H98ZM100 226H101V224H100ZM103 226H102V229H101V227L100 228H97L96 227L97 228L96 230L99 229L98 232H100V230L103 231V229H104ZM77 227H79V226H77ZM89 227L90 226H88L87 228H89ZM91 227H92V225H91ZM91 227H90V229H92V231H95L94 228L93 227L91 228ZM144 227L147 229L146 232L143 231V228ZM72 228H71V230H72ZM49 229H52V231H51L52 232L51 240L50 239L49 240H44L45 239L44 238L45 237L44 235H48V234H45V232L47 230H49ZM83 229H84V227H83ZM90 229H88V231ZM66 230H69V228H66ZM75 230H74V232H75ZM177 230H175V231H177ZM142 231H143L144 234L143 233L141 234ZM85 232H86V230H85ZM89 232H91V230ZM124 232H126V231H124ZM15 233H17L18 235L15 234ZM102 233L108 234V231H105V229H104V231ZM115 233H113V234H115ZM172 233H174V232H172ZM172 233L170 235H167L170 238H164V240L165 239H168V240L171 239V237H173V236H171ZM84 235H86V234H84ZM90 235L91 234L89 233V235L86 236V237H91V236L93 237V235H91V236ZM98 235L101 236L100 233ZM98 235L97 236L95 235V236L98 237ZM124 235L126 237L127 234H124ZM114 237L116 238V236H114ZM120 237L122 238V236H120ZM125 237L123 236L124 239H125ZM0 239H1V237H0ZM86 239H85V241H87ZM190 239L192 241H190ZM9 240L8 241L5 240V241L8 243ZM112 240H111V242L113 243ZM164 240H162V241H164ZM172 240H173V238H172ZM188 240H189V242L186 243ZM5 241H3V242H5ZM158 241H159V244L162 242L161 239L160 240L158 239ZM174 241H176V239L173 240V242ZM89 242H91V241H89ZM114 242H115V240H114ZM157 242H155V243H157ZM168 242H170V241H168ZM168 242H166L167 244L166 243L165 244L168 245L169 244ZM173 242H171L170 244H172ZM7 243H2V246L3 247L6 246V248H7ZM119 243L118 244L121 245V243H123V242L120 241ZM130 243H132V242H130ZM155 243H153V244L155 245ZM3 244H5V245H3ZM10 244H13V243H10ZM114 244H117V243L115 242ZM165 244H162V246L165 245ZM170 244L168 245L169 247H170ZM173 244H175V242ZM173 244L171 246L173 247V249H175V247H174ZM129 245L130 244H128L126 246H129ZM157 245H158V243H157ZM107 246H108L107 255H106V251H105V254H102L101 256H103V255H106L107 257H111L112 256V255L111 256H108V254H113V256H114L115 255L114 252L113 251H109L110 245L108 244ZM124 246L125 245H123V247ZM130 246L132 247V244ZM148 246H149V244H148ZM150 246H149V248H150ZM162 246L159 247V248L157 247L156 249H160L161 248L163 250V247H164V250H165V247L166 246H163V247ZM168 246L166 248L172 249V248H169ZM191 246H190V248H191ZM121 247H122V245L119 248L121 249ZM126 248H128V250L130 249V247H126ZM125 249H123V250L126 251ZM161 249L160 250H157V252H156V254L157 253L158 254L160 253L159 255L158 254L156 255L155 253L154 254L156 256H154V254L152 255L154 258L153 257H150V254L153 253V251L151 253L150 252H147L145 255L147 256V254L150 253L148 255V257H150L151 260L155 261V257H157L156 260H159V259L162 258V255L163 254H161V252L162 253L166 252V254H167L168 257H166V254L165 253L164 254H165L166 259L167 258L169 259L168 261H171L170 259H172L173 261H175L174 260L175 258H178V261L176 260V262H181L182 263L184 260L186 261V258L185 257L187 256L188 253H186L185 251H184L186 253L185 257H184V255H181V258L183 257L182 258L183 261L182 260L179 261L180 260L179 259V256H180L179 255L180 254L179 251H178L179 253H177L178 256L174 258V256H175L174 255L175 254L174 252L175 251L173 250V253H172L173 257H172V255H170V258H169V255L168 254L169 253L171 254V251L170 250L167 251V249L165 251L164 250L161 251ZM114 250H116L115 247H114ZM148 250H150V249H148ZM151 250H154V248L151 247ZM109 252H111V253H109ZM123 252H121V253H123ZM127 253H129V252H125V254H127ZM132 253H133V251H132ZM182 254H184V253H182ZM121 255H123V254H121ZM133 256H136V253ZM146 256H144V258ZM103 257H105V256H103ZM107 257H105V259H104V264H107L108 262H109L108 264H112V262L116 259V258H114L115 257L114 256L113 257L114 259L109 258L110 260H107L106 259ZM121 257L122 256H120V258ZM125 257H127V256H124V259L122 258V260H124L125 263H126V260H128V259L126 258V260H125ZM141 257H143V256L141 255ZM163 257H164V255H163ZM136 258H135V260L137 261V263L139 262L138 264H141V262H143L142 258H141V261L138 260V258L137 259ZM146 258H145V261H146ZM150 258H148L147 262L150 260ZM207 258L209 259L210 262L208 261ZM130 259H131V257H130ZM132 259H133V257H132ZM105 260L108 261V262H105ZM151 260H150V263L153 264V262H151ZM191 260H192V258L190 259V263L194 261V260L193 261H191ZM100 261H102V260H100ZM115 261H117V259ZM145 261L143 263H146ZM168 261L162 259V262H165L166 264H167ZM156 262H158V261H156ZM156 262L154 264H156ZM176 262L174 264H176ZM125 263H123V264H125ZM99 264H101V262ZM120 264H122V263H120ZM157 264H162V263H159L158 262Z\"/></svg>","mask_w":264,"mask_h":264},{"label":"rangeland","instance_id":"374dc122","mask_svg":"<svg viewBox=\"0 0 264 264\" xmlns=\"http://www.w3.org/2000/svg\"><path fill=\"white\" fill-rule=\"evenodd\" d=\"M7 1V2H6ZM76 1H78V2H76ZM87 1V0H86ZM210 1H211V3H210ZM213 1L216 3V1L215 0H204L203 2H199L198 4L196 3V4H194V5H190V3H189V5L187 4H185V3H183V2H181L182 3V5H180V3H177V5H176V7H174L173 5H168L169 6V8H168V6L166 5V6H163V8H162V10H167V8L170 10V9H172V8H170V7H173L177 12H178V15L180 16H183L182 18H183V20H184V22H183V20L181 21H179L180 23H178V20L179 19H182L181 18V16L179 17L178 15H173L172 17L171 16H169V17H171L172 18V20L173 21H171L170 19H163V20H166L167 22L165 23V21H159L158 20V22H164V23H158L159 25H162V26H165L166 28L168 27V26H170V28L171 27H173V25H175V23H177L176 25L177 26H174L175 28L174 29H176V28H178V27H180L181 28V30H179V31H181V32H179V33H182V34H178V30H174L173 28V30H171L169 27L167 28L168 30H166V35H164V34H162L161 35V33H160V35H158L159 33L158 32H163L164 33V31H162V30H160V29H164L162 26H157L155 23H153V25L155 24L157 27H158V29L157 30H155L154 29V27H152V25L150 26L152 29H150L149 28V30L148 31H152V33L155 31H157L156 33H157V36L156 35H153L154 37H157V38H159L160 39V43H161V45H162V47H161V50H159L160 49V43L158 44L159 45V47L156 45H154L153 47H152V45L154 44V43H151V41L149 42V45L151 46H148V41H147V44L145 45L144 44V46H143V48H142V46H141V53L138 51H136V49H135V51H136V55L138 56V54L137 53H139L140 55H143V56H145L146 55V57H142V58H146L145 60H146V63H147V66H149V68L151 69V71L152 72H154L153 74L154 75H156L157 73V75H159L160 73L159 72H161V76L159 75L158 76V78L160 79L159 80V86L157 87L156 86V88H157V90H151L152 89V87H155V86H152L153 84H152V79H149L150 77H149V75H148V77H146L147 76V73H144L142 70H141V68H140V64L138 63H125L123 60H121L122 58H119L118 56H117V58L116 59H120V60H117V61H119L118 63H117V61H116V59L115 60H113L112 61V63H110V65H114V63H115V66L117 67L118 65V69L117 68H114V70H113V74H112V77H111V79L109 80L110 82H109V86H108V90H107V92H106V98H105V102H106V105L108 106V108L109 109H111L112 111H116L118 114H121L122 116H125V117H129L130 119H131V115L133 114H135V115H137V117H139V116H143L142 118H144V116H145V118L144 119H142V118H138L137 120H136V118L135 119H131L132 120V122H135V124H134V126H135V128H134V126H133V124L131 123V126H130V128L132 127V129L134 128L135 130H136V125H141L142 123H144V122H146L147 124H149L150 123V127H148L149 128V130L147 129V132H150V130L152 129V131H154V130H156V133H158V134H160V131L163 129L164 131H161V132H163V134L161 133V136H163V135H166L168 132V134H167V136H163V137H165V138H162V140H161V142L163 143H165V144H167V146H170V147H172V148H174L175 149V147H176V149H180V150H182L183 148H184V139H183V137L182 136H184V134L183 133H186L185 134V136H187V135H190V133H191V129H190V131L189 130H187L186 128H184L185 126H181V125H184V124H186V121H187V119L186 118H188V116L192 113V111L194 110V108H195V110L193 111V113L192 114H194V115H197V118L199 119L200 118V120L201 121H203V119H204V121L206 120V118H208L209 117V115L210 114H212V115H210V117H209V119L204 123L206 126H208V127H206L205 125H203V122H201L200 120H198L197 119V126H196V129L195 130H197V128L199 129V126L201 127V128H203L201 125H203V126H205L206 128H207V130L208 131H210V135H212V138H211V136H209V138L205 135L206 133H207V130L205 131V129L206 128H203L202 129V131L204 130L205 131V133L204 132H202L203 133V135H205V136H203V135H201L202 133L200 132V134H199V130H197L198 132L196 133L197 135L199 134L200 136H201V138H202V136H203V143H202V141L200 140L201 138H199V135L196 137V134H195V137H196V139H198V140H196V142H197V144H196V142H195V145H198V146H195V152L197 153V154H201V151H202V149H203V146H205V140L207 141V143H209V144H207V146L208 145H210V146H206L207 147V149H209V151H210V148L213 150L214 149V147L216 148L217 146L218 147H223V145H225V144H227L228 142H227V140H229L230 138H228V137H233V135H234V133H238L239 132V134H248V136L247 137H245L246 138V141L248 140V139H251V140H248L249 142H253L254 144H253V146L254 145H256V146H254V147H252L251 149H248V150H246L245 152H244V150H242V151H239L240 153H238L237 151H236V153L234 154V156L236 157H234L233 156V158H235L233 161L235 162V160H236V163H239V164H243V162L245 161V158H246V163L243 165L244 166V168H246V173L245 174H243V176H242V174H240L241 176L240 177H242L241 178V180L243 179L244 180V177L246 178L248 175L250 176L251 175V178L254 180L256 177H257V173L259 174V176L257 177V178H259V179H255L254 181H256L257 182V180H258V184L255 182L254 184H252L251 186V188H248V190H247V187L245 188L244 187V185H242V184H244L243 182H242V184L241 183H239V184H237V185H239L241 188H245V190H247V192L244 190V189H241L240 187H234V189L236 188V190H238V194L239 193H241L240 195L241 196H244L243 194H247V193H253L254 195H253V197L251 196V194L249 193L248 195H250V197L251 198H254V200L255 199H257L256 201V203H258V205H257V207L255 206L254 208H250V209H252V210H254V209H256L257 210V208H259V210L258 211H256L255 212V216H254V214H253V216L254 217H252V218H254V219H257V221L259 220V222L262 220L261 218H264L263 216H264V207H263V203H264V196H262V195H264V184H262V180H263V183H264V176L262 177V175H261V173H259V171H260V169L262 170V171H260V172H262L263 174H264V166L262 165L263 163L262 162H264L263 160H264V154H262V153H264V101L262 102V100H264V98L262 99V97H264V92L263 93H261V91L260 90H262L263 88H264V85L262 86V84H264V75H262V74H264V73H262V71L264 72V70H259L261 67H262V65H264L263 64V59H264V57H263V55H264V49H262L263 47H262V45H264L263 43H264V36H263V34L262 33H264V27H263V24H264V0H250L251 2H250V7L252 8H250L251 9V11L253 12V14L251 15L252 17H255L254 15H256V17L254 18L255 20L253 21L252 20V26L250 25V28H252L253 30V32H251V34H252V36L250 37V39H252V40H255V41H252V40H250L249 39V41L248 40H246V39H248L249 38V36L248 37H246L247 36V34H246V32L245 31H243V30H245V27H244V25L242 24V23H244L243 22V13H242V11L244 10V0H218L217 1V4L218 5H216L215 3V8H214V6L213 7H211V5H213ZM223 1H225V2H223ZM228 1V2H227ZM230 1V2H229ZM258 1V2H257ZM16 2H18V0H16ZM15 2V0H0V44H2V46L4 45V42L5 41H7V40H12L11 42H14V40H19V38L18 37H15V36H13L14 35V33H15V29H14V27H13V23L11 22V20H9L8 19V17H10V18H12V15L10 14V10L13 8V6H14V4L16 3ZM70 3V1L69 0H66V1H63L62 2V4H65V3ZM79 2H80V0H75L74 2H73V0H71V3H73L74 5H77V7H78V9H80L79 8ZM103 2H105V1H102V3ZM207 2H208V4H207ZM221 2V3H220ZM223 2V3H222ZM231 2H233V3H231ZM234 2H236V3H234ZM239 2V3H238ZM261 2V3H260ZM81 3V2H80ZM205 3V4H204ZM231 3V4H230ZM262 3H263V5H262ZM98 4L99 5H97V4H95V5H92V8H94L95 10L96 9H98L97 7H95V6H104L103 4H101L100 5V2H98ZM211 4V5H210ZM226 5L227 4V6H224V5ZM234 4H235V6H234ZM184 5V6H183ZM195 5H197V6H195ZM208 7H207V6ZM222 5H223V8H222ZM230 5V7H228ZM238 5H239V7H238ZM81 7H82V5H80ZM85 5H83V7H84ZM87 6H89V5H87ZM91 6V5H90ZM180 6V7H179ZM187 8H186V7ZM190 6H192V7H190ZM199 6H201V8H202V11L200 10L201 8L199 7ZM204 6V7H203ZM216 6H217V8H216ZM221 7V9H220V7ZM233 6V7H232ZM253 6H255V7H253ZM178 7V8H177ZM199 7V8H198ZM207 7V8H206ZM211 7V8H210ZM219 7V8H218ZM243 7V8H242ZM259 7V8H258ZM154 8V9H153ZM161 8V7H160ZM186 8V9H185ZM193 8V9H192ZM206 8V9H205ZM231 8V9H230ZM238 8V9H237ZM84 10H85V8H83ZM83 9L81 8L80 10H82V12H84L85 14L86 13H88L89 11H90V8L88 7V9H87V7H86V9H87V11L85 12V11H83ZM150 9H153V10H157V9H159L158 7L156 8L155 6L154 7H150ZM174 9H172V10H174ZM182 10V12H179V10ZM183 9H185V10H183ZM190 9H192V11L193 12H191V10ZM197 9H199V10H197ZM209 9L211 10H213L212 12H214V14L211 12V11H209ZM218 9H220V10H217ZM232 9L234 10V11H232ZM256 9V11H254ZM258 9V10H257ZM263 9V10H262ZM80 10H79V12H80ZM174 10V11H175ZM180 10V11H181ZM222 10H224L223 11V13H225V11H226V13L224 14V16H226L227 15V13H228V15L226 16V17H228V18H230V19H227L226 17H224V16H222ZM231 10V11H230ZM237 10V11H236ZM242 10V11H241ZM186 11H190V12H188V13H186ZM217 11V12H216ZM219 11L221 12V14L219 13ZM230 11V12H229ZM260 11V12H259ZM82 12H80L79 14H81ZM185 12V13H184ZM194 12H196V14H194ZM201 12L202 13H204V14H201ZM235 12V13H234ZM240 12H241V14H240ZM254 12H256V13H254ZM263 12V13H262ZM84 13H82L83 14V16H84ZM92 13V12H91ZM179 13H181V14H179ZM191 13V14H190ZM193 13V14H192ZM211 13V14H210ZM216 13V14H215ZM230 13V14H229ZM238 13H239V15H238ZM259 13V14H258ZM260 13H261V15H260ZM81 14V15H82ZM190 14V15H189ZM201 14V16H199ZM209 14V15H208ZM232 14H233V16H232ZM236 15V18L235 19H232L235 15ZM258 14V15H257ZM210 15H212V18L214 19L213 20V22H212V20H211V18L209 19V17H210ZM215 15H221L222 16V18L221 17H219V18H217ZM229 15L231 16V17H229ZM241 15V16H240ZM86 17H87V15H85ZM88 16H89V13H88ZM188 16H196L195 18L193 17H189V19H188ZM199 16V17H198ZM205 16V17H204ZM238 16H240L239 18H238ZM157 17V16H156ZM173 17H175V19L173 18ZM200 17L202 18V19H200ZM205 19H204V18ZM216 17V18H215ZM148 20H150L151 21V23L153 22L152 20L155 18V16L153 17V15H151L150 17H149V15H148ZM150 18V19H149ZM151 18H153V19H151ZM187 20H186V19ZM226 18V20H229L230 22L232 21V23H230V22H228V21H226V22H224L225 19ZM259 19V22H260V25H261V23H262V25L260 26H258V28L259 29H256V23H257V21H258V19ZM217 19H219V21L217 20ZM241 19V20H240ZM253 19V18H252ZM7 20H9L10 22H8V24H7ZM191 20H192V23H191ZM194 20H195V22H194ZM200 20V21H199ZM224 20V21H223ZM237 20V21H236ZM261 20V21H260ZM149 21V22H150ZM154 21H156V20H154ZM171 21V22H170ZM185 21L187 22H190V24L188 23V27L189 28H187L186 27V25H187V23H185ZM199 21V22H198ZM202 21V22H201ZM207 21V22H206ZM215 21V22H214ZM221 21V22H220ZM242 21V22H241ZM169 22L170 23H172V25L171 24H169ZM197 22L200 24H197ZM206 22V23H205ZM220 22V24L219 25H217L218 23ZM224 22V23H223ZM233 22H234V24H233ZM182 23L184 24V28L182 27L183 25H182ZM204 23V24H203ZM210 23V24H209ZM213 23H215V25L213 24ZM229 25H228V24ZM237 23V24H236ZM239 23V24H238ZM241 23V24H240ZM164 24V25H163ZM178 24H180V25H182V26H178ZM195 24H197V25H195ZM209 27H207L206 25ZM223 24H227L228 26V28H227V32L225 31V32H222L223 34H219V29L221 30V31H223L224 29H225V27H224V25L222 26ZM231 24H233L232 26H234V27H232V28H235L236 27V29L238 28V30L236 31V29H235V31H234V29H231ZM235 24L237 25V26H235ZM259 24V23H258ZM80 26L82 25V24H79ZM154 25V26H155ZM194 26L195 25V27L196 28H198V30H196V28H195V30L193 29V27H190V26ZM199 25V26H198ZM202 25H204V26H202ZM213 25V26H212ZM218 27H217V26ZM240 25V26H239ZM80 26H78V25H76L75 27H77V28H79ZM155 26V27H156ZM205 29V31H203V28ZM215 26V27H214ZM217 27V28H216ZM220 27H222L223 29H221ZM239 27H243V29L242 28H240L239 29ZM263 27V28H262ZM73 28L74 27H72V29L71 30H73ZM179 28V29H180ZM191 28V29H190ZM199 28H201L202 29V31H201V29L199 30ZM185 29H187V31L189 30V31H196V34L195 33H193V32H190L191 34H192V36H191V34H189V32L187 33V31L185 32L186 34L184 35L183 34V31ZM207 29V30H206ZM212 29V30H211ZM218 29V30H217ZM231 29V30H230ZM154 30V31H153ZM160 30V31H159ZM171 30V31H170ZM211 30V31H210ZM226 30V29H225ZM233 30V33H234V35H232L231 33V31ZM251 30V29H250ZM257 30H259L258 32H257ZM263 30V31H262ZM5 31V32H4ZM167 31H170V32H176L178 35H176V37H175V40L174 41H176V42H174L173 41V43L171 42L172 40L171 39H173L174 37V35L176 34V33H174V34H171V33H169V32H167ZM201 31V32H200ZM209 32L208 34H206L207 32ZM213 31V32H212ZM216 31V32H215ZM221 31H220V33H221ZM228 31H230V32H228ZM75 32H76V34H75ZM78 32L81 34H78ZM200 32V33H199ZM202 32H206L205 34L204 33H202ZM210 32H212V33H210ZM241 32V33H240ZM3 33V34H2ZM73 33V34H72ZM152 33L151 34H149V33H147L148 35H147V38L149 37V39L148 40H150L151 38L150 37H153L152 36ZM156 33H153V34H156ZM201 33H202V37H199V35H201ZM216 33V34H215ZM225 33V34H224ZM228 33V34H227ZM235 33H237L238 35L240 34V36H238V35H236ZM247 33H249V32H247ZM82 31H78V29H74V31H71L70 32V35H71V38H73V39H75V38H78L79 36L80 37H82ZM188 34V36H186ZM213 35L212 37H211V35ZM217 34H219V35H223L222 36V41H219L220 40V37L221 36H219V35H217ZM227 34V35H226ZM229 34H231V36L229 35ZM250 34V35H251ZM258 34V35H257ZM260 34H262V35H260ZM10 35V36H9ZM164 35V36H163ZM168 35V37H171V39L170 38H168L167 37V39L169 40H163V38H166V36ZM172 35V36H171ZM181 35H183L182 37H181ZM192 37H190V36ZM206 35V37L204 38V36ZM225 35H226V37H228V38H225ZM229 35V36H228ZM246 35V36H245ZM249 35V34H248ZM253 35H255V36H253ZM72 36H75V38L74 37H72ZM77 36V37H76ZM162 37V39L160 38V37ZM178 36V37H177ZM185 36V37H184ZM214 36H215V38H214ZM258 36V38H256ZM260 36V37H259ZM262 36H263V38H262ZM79 37V38H80ZM153 37V39L155 40L156 38H154ZM179 37H181V38H179ZM190 38V40H188V42H189V44L187 43V39L188 38ZM208 37L209 38H211V40L209 41L208 40ZM224 37V38H223ZM230 37V38H229ZM235 39H234V38ZM241 37H244V39L243 38H241ZM147 38H146V40H147ZM176 38H178L177 40H176ZM182 38H184V39H186L185 40V42H181V41H184V39L183 40H181ZM197 38H198V40H199V38L201 39L200 40V42L197 40ZM216 38H218V39H216ZM238 38H240V39H243V41L241 40L240 41V39L239 40H237ZM7 39V40H6ZM21 39V38H20ZM22 39H24V40H28L29 42H31V44L33 45V46H35V47H37V45H38V47H39V52H40V56H41V53L43 52V53H48L49 54V59H48V61H47V63L45 64V63H42V64H40V66H39V68L38 67H36V65H34V63L32 62V59H31V61H29L28 59H24V61L22 62V66H21V68L20 69H12V71L13 70H15V71H13V73L12 74H10L9 76H7V77H5L4 76V69H1L2 67H0V106L3 104V105H6V107H8L7 108V116H9L11 113L13 114V116L11 117V118H7L6 119V121L8 122V125H9V134H8V138H9V145H8V148L5 150V152H4V162L6 161V162H8V161H10L11 160V158H12V152H13V149H14V145H15V142L13 141L14 139L13 138H15L16 137V135L18 136L19 134V132H21L22 131V129L24 128V126H23V124L21 125V123H24L25 124V122H27V120H29L31 117H35V115H38V116H41V119H40V124H42L41 126H47L48 124H49V127H53V125L54 126H60V125H62L63 124V122H64V116H67V115H65V113H64V111L62 110V108H61V106H59V105H63V102H60V93L62 94V92L64 91L63 89H64V87L68 84V82L70 81L69 79H67V77L68 76H66V75H63V68H64V66H65V63H67L66 61H67V59H66V61H65V58H67V54L65 53V52H60L61 50L60 49H57V50H55V51H57V52H55V51H53V47H55L54 45L55 44H57L58 42H59V35L57 34V33H52V34H32L31 36H25V37H22ZM193 39V41L192 42H190L191 40ZM204 39V40H203ZM206 39V40H205ZM215 39V40H214ZM226 39V40H225ZM231 39V41H233L234 42V40H237V42L235 41L234 43L233 42H229L228 43V41ZM233 39V40H232ZM261 39V40H260ZM154 40H152L153 42H154ZM162 40V41H161ZM180 40V41H179ZM213 40L215 41V42H213ZM218 40V41H217ZM227 42V43H225V45L226 46H224V48H226V50L227 49H229V50H227V52L225 51V49H223L222 47H223V45H224V43H222V42H225V41ZM228 40V41H227ZM245 40L246 41H248V42H245ZM258 40V41H257ZM157 41V40H156ZM166 41H168V42H166ZM210 43H208V42ZM211 41L214 43V46H213V48L211 47L212 46V44H211ZM217 41V42H216ZM263 43H262V42ZM159 42V41H158ZM166 42V43H165ZM170 42H171V45H170ZM182 43V45H181V43ZM199 42V43H198ZM218 42L220 43V44H222V46H219V44H218ZM255 44H254V43ZM261 44V46L260 45H258L259 43ZM152 45H151V44ZM169 43V45H167L166 47H164L163 46V44H168ZM180 43V44H179ZM185 43V44H184ZM208 43V47L206 48L205 47V45ZM245 43V44H244ZM253 43V44H252ZM257 43V44H256ZM157 44V43H156ZM228 44H230L229 46H227ZM232 44H234L233 46H232ZM249 44V45H248ZM196 45H198L199 46V48H198V46H196ZM209 45H211L210 47H209ZM255 45H256V48H258V47H262L261 49H257L258 51H262V56L260 55V54H258V52L255 50V49H253V48H255ZM145 46H148V47H146L145 48ZM202 48H201V47ZM218 46V47H217ZM244 47V49H242L241 47ZM247 46V47H246ZM249 46V47H248ZM8 47V46H7ZM154 47L155 48H157V49H154ZM215 47V48H214ZM221 47V48H220ZM227 47H229V48H227ZM248 49H246V48ZM213 50H212V49ZM242 50H240V49ZM145 49V51H144V54H143V52H142V50H144ZM209 49H210V51H209ZM241 51H239V50ZM138 50H139V48H138ZM159 50V51H158ZM219 50H223V51H220V52H217V51H219ZM249 50H253V53H254V55H252V56H254V57H256L257 56V58L256 59H260L259 61L261 62V63H258V65L259 64H262V65H259V66H261L260 68H259V66L258 65H255V63L257 62V60H255V63L253 64V63H251V65L249 66V63L246 61V58H245V55L244 54H246ZM49 51H50V53L51 52H54L55 53V60H56V64L54 65V66H52V67H50V64H49V60H50V53H49ZM213 51V52H212ZM229 51V52H228ZM251 51H249L250 53H252ZM240 52V55L239 54H237V53H239ZM244 52V53H243ZM248 52V53H249ZM257 52V54H255ZM43 53H42V55H43ZM131 53V52H130ZM133 53H135V52H133ZM261 53V52H260ZM10 54L11 55H13V52L12 51H9V47H8V53H7V55H9L10 56ZM39 54V53H38ZM132 54V53H131ZM130 54V55H131ZM65 55H66V57H65ZM135 54H133V55H131V56H136ZM234 55V56H233ZM238 55V56H237ZM242 55V56H241ZM14 56V55H13ZM120 57H122V54L121 55H119ZM241 56V57H240ZM243 56H244V58H243ZM18 57H20L21 58V56H18ZM262 57V58H261ZM19 58V60H21ZM136 58H138V57H136ZM139 58H141V56H139ZM237 58H242L243 60H239V59H237ZM99 59H100V57H99ZM230 59V60H229ZM97 61H94L95 63H87V66H86V64H84L83 66H86L87 68H88V66H90L89 68L90 69H93V65H100V62H99V60L98 59H96ZM230 62H229V61ZM238 62V60H239V62L237 63L236 61ZM116 61V62H115ZM122 63H121V62ZM26 62H27V64H26ZM32 63V65H31V63ZM97 62V63H96ZM229 62V63H228ZM234 62V63H233ZM235 62H236V65H235ZM226 63V64H225ZM230 63H231V65H230ZM247 64V65H245L244 66V68H242L243 66H242V64ZM78 64V63H77ZM148 64H150V65H148ZM253 64V65H252ZM257 64V63H256ZM46 66L47 65V67H42V66ZM95 65V67H99V66H96ZM122 66V68H121V66ZM230 65V66H229ZM233 65H235L236 67H234ZM239 65V66H238ZM255 65V66H254ZM114 66V67H115ZM194 66H195V68H198V69H195L194 68ZM232 66V67H231ZM247 66H249V67H247ZM251 66H253V67H251ZM31 67V68H30ZM35 67L38 69H35ZM40 67H41V69H40ZM229 67H231V68H229ZM251 67V68H250ZM254 67H257L256 69L254 68ZM47 68V69H46ZM213 68V69H212ZM215 68V69H214ZM218 68V69H217ZM236 68L238 69V70H242V71H239L238 72V70H237V72L235 71L236 70ZM239 68H241V69H239ZM254 68V69H253ZM259 68V69H258ZM32 69V70H31ZM37 70V71H35V70ZM44 69V70H43ZM181 69V70H183L184 72H182V71H179V70ZM191 69H192V71H191ZM193 69H195V70H197V71H200V73L199 72H197V71H195L194 73H192L193 72ZM217 69V70H216ZM232 69V70H231ZM259 71H258V70ZM263 69H264V66H263ZM32 72H31V71ZM129 70V71H128ZM176 70H177V73H178V71H179V73H180V76H178L179 75V73L177 74L176 73ZM185 70L187 71V72H185ZM214 70V71H213ZM220 70H222L223 71V73H222V71H220ZM230 70H231V72H230ZM247 70V71H246ZM254 72V74L252 73V71ZM44 71H45V74H44ZM93 71H97V70H94L93 69ZM209 71H210V73H209ZM233 71V72H232ZM248 71H250V72H248ZM255 71H257L256 72V74H255ZM260 71H261V73H260ZM34 72H35V75H34ZM156 72V73H155ZM175 72V73H174ZM190 73L189 75L187 74L186 75V73ZM197 72V73H196ZM213 72V73H212ZM217 72V73H216ZM21 73V74H20ZM39 73V74H38ZM135 73H141V75L143 76V73H144V76L142 77V79L144 80V82H142V81H134L133 80V78H132V76H133V74H135ZM184 73V74H183ZM191 73H192V75H191ZM199 73V74H198ZM225 73V76H227V77H225L223 74ZM231 73V74H230ZM233 73V74H232ZM235 73V74H234ZM248 73V74H247ZM261 75H260V74ZM28 74H29V76H28ZM41 74V75H40ZM42 74H44V76L42 75ZM196 74H198V75H196ZM210 74H211V78H210V82L208 83V77H210ZM223 76H222V75ZM231 75V77H230V75ZM257 74H259V76L257 75ZM22 75H23V77H22ZM46 75V76H45ZM209 75V76H208ZM251 75H255V76H251ZM25 76V77H24ZM31 76V77H30ZM40 76V77H39ZM43 76V78H41ZM65 76V79L63 78ZM121 76V77H120ZM187 78H186V77ZM190 76V77H189ZM198 76V77H197ZM234 76V79H235V81H236V83H234V79L232 78ZM237 76V77H236ZM240 76V77H239ZM245 76H250L249 78L248 77H246V79H249V80H246L245 79ZM260 77V78H258V77ZM262 76V77H261ZM21 77V78H20ZM30 79H29V78ZM34 77H35V80H34ZM59 78L60 80H64L63 81V83L65 82V84H62L60 81H59V79H57V78ZM61 77V78H60ZM203 79H202V78ZM207 77V78H206ZM220 77V78H219ZM224 77V78H223ZM255 78V77H257V78H255V79H252V78ZM3 78V81H1V79ZM7 78V79H6ZM11 78V79H10ZM28 78V79H27ZM37 78H38V80H37ZM39 78H41V79H39ZM48 78V79H47ZM50 78V79H49ZM53 78V79H52ZM56 80H55V79ZM69 78V77H68ZM186 80H185V79ZM199 79V81H198V79ZM218 78H219V80H218ZM221 78H222V80H221ZM228 78V79H227ZM233 79V80H229V79ZM242 78V79H241ZM244 78V79H243ZM5 79V80H4ZM12 81V84H11V81ZM25 79V80H24ZM28 81H27V80ZM47 79V80H46ZM66 79H67V82H66ZM88 79V78H87ZM164 79V80H163ZM204 79H207V80H204ZM238 79V80H237ZM242 80V82L240 81V83L241 84H239V83H237V82H239V80ZM7 80V81H6ZM32 81L33 80V82H30V81ZM84 80V79H83ZM82 80V81H83ZM166 80H167V82H166ZM195 80H196V82H198L199 83V86H198V83H197V86L196 85H194V84H196V82H195ZM202 82H201V81ZM204 80V81H203ZM251 80H253L254 82H256V83H254L253 81H251ZM259 80H261V81H259ZM17 81V82H16ZM27 81V82H26ZM41 81V82H40ZM48 81V82H47ZM49 81H51V82H49ZM52 81H54L53 83L55 84H53L52 83ZM58 81V82H57ZM85 81V83L87 84V83H89L88 81H86V80H84ZM160 81H162V83H160ZM192 81H193V83H192ZM219 81H221V83L219 82ZM225 81L227 82V84L225 83ZM249 81V82H248ZM251 81V82H250ZM263 81V82H262ZM10 82V83H9ZM30 82V83H29ZM43 82V83H42ZM57 82V83H56ZM154 82V81H153ZM171 82V83H170ZM173 82V83H172ZM186 84H185V83ZM189 82V83H188ZM201 82V83H200ZM204 82V83H203ZM231 82V83H230ZM235 84H233V83ZM244 82H246V83H244ZM259 82V83H258ZM16 83V84H15ZM33 83V84H32ZM35 83H36V85H35ZM41 83V84H40ZM48 83V84H47ZM50 83H52V84H50ZM170 83V84H169ZM193 85V87H192V85ZM206 83H207V85H206ZM218 83H219V85H218ZM250 83V84H249ZM253 83V84H252ZM15 84V85H14ZM19 84H20V86H21V88H20V86H19ZM29 84V85H28ZM32 84V85H31ZM58 84V85H57ZM62 84V85H61ZM223 84H225V86H227V87H224V85ZM229 84V85H228ZM232 84V85H231ZM236 84H238V85H236ZM249 84V85H248ZM256 84V85H255ZM260 84V85H259ZM19 86V87H15V86ZM32 86V88H31V86ZM168 85V86H167ZM173 85H174V87H173ZM191 85V86H190ZM209 85H212V86H209ZM215 85H217V86H215ZM242 85V86H241ZM244 85H246L245 87H247L248 86V88H244ZM254 85V86H253ZM26 86V87H28L27 89L25 88V91H24V87ZM41 86V87H40ZM49 86V87H48ZM53 86V87H52ZM58 89V94L59 95H57L56 93L55 94H53V92H51V93H49L50 91H51V89L54 91V90H56V89H54L55 87ZM58 86V87H57ZM206 86V87H205ZM214 86V87H213ZM232 86V87H231ZM233 86L238 90V91H236L235 89H233ZM237 86H239V87H237ZM252 86H253V88H252ZM255 86H258V87H256V88H258V89H256L255 88ZM38 88V91L37 90H34V88ZM41 88V90H45V88H46V90L43 92V91H40L39 89ZM45 87V88H44ZM162 87H164V88H162ZM190 87V88H189ZM202 87H204V88H202ZM216 87H217V91H219V92H213L214 91V89H216ZM229 87V88H228ZM241 87V88H240ZM243 87V88H242ZM249 87H251L250 89H249ZM168 88V89H167ZM172 88L174 89V90H172ZM193 88V90H191V91H193V93L194 94H192L191 92H188L187 91V89L189 90V89H192ZM201 88H202V90H201ZM213 88V89H212ZM18 89V90H17ZM158 89L160 90V91H158ZM167 89V90H166ZM171 89V90H170ZM195 89H197L198 90V92H197V90H195ZM201 91H200V90ZM209 89V90H208ZM223 89H224V92H223ZM228 91L229 89V91H228V94H226L225 93V91L226 90ZM243 89V92L241 91ZM256 89V90H255ZM16 90H17V92H16ZM150 90H151V92H150ZM207 90V91H206ZM211 90V91H210ZM213 90V91H212ZM23 93H22V92ZM35 92V91H37L38 92V94L36 95V92L34 93V94H32V93H30V92ZM39 91H40V95H42V96H40L39 95ZM48 93H47V92ZM155 91V92H154ZM158 91V92H157ZM186 91V92H185ZM190 91V90H189ZM202 91H206V93H204V92H202ZM216 91V90H215ZM222 91V92H221ZM232 91V92H231ZM233 91H236V93L235 92H233ZM247 92V93H244V92ZM251 91V92H250ZM260 92V98H257V97H259V94L257 93V92ZM264 91V90H263ZM26 92V93H25ZM161 92V93H160ZM176 92H177V94H176ZM188 92V93H187ZM211 92H213V93H211ZM238 92V93H237ZM239 92H240V94H241V96L239 95ZM255 92L258 94V96L256 95H254L255 94ZM20 93H22V94H20ZM28 93V94H27ZM174 93V94H173ZM186 93H187V95H186ZM191 95H190V94ZM203 93V94H202ZM208 93V94H207ZM210 93V94H209ZM218 93H219V96H218ZM223 93H225L224 95H223ZM231 93V94H230ZM29 95L30 94V96H32V98L33 99H35V100H32L31 98V100L29 101V103H28V100L26 99L25 100V98L27 97V95ZM32 94V95H31ZM195 94H197L196 96V98H195ZM199 94H201V96L202 95H207V96H205V99L207 100V101H205V99H203L204 97H202V99H203V102L205 103V102H207V103H205L206 104V108H207V106L208 107H211V105H212V107H211V110H209L210 112L208 113L207 111H208V109L207 110H205L204 109V106L202 107V99H201V96L199 95ZM215 94H217V95H215ZM247 94V95H246ZM248 94H250V95H248ZM262 94V95H261ZM22 96V97H24V95H25V97L22 99L21 97H19V96ZM35 95V97L37 96L38 97V95H39V97L38 98H35V97H33ZM199 95V96H198ZM212 95H215V97H213ZM232 96V99H231V97L230 96ZM233 95H236V96H233ZM237 95H239V96H237ZM44 96H47V98L45 97V100L43 101L41 98H43ZM194 96V97H193ZM222 96H224V99H223V97ZM249 96V97H248ZM252 96H254L255 97V99H252V98H254V97H252ZM262 96V97H261ZM58 98V100H56L57 98ZM206 97H209V99H207ZM213 99H212V98ZM229 97V98H228ZM236 97H237V99H236ZM241 97H242V100H241V102H240V99H241ZM244 97V98H243ZM251 97V98H250ZM19 98V99H18ZM21 98V99H20ZM52 98V100L51 101H49V99H51ZM78 98H79V93H78V91L77 90H73V93H72V96H71V101L69 102L70 103V107H71V109H72V111H73V114L71 115V117L70 118H74V119H77L76 118V116H78L77 114H79V115H82V113L84 114L85 112L83 111H80V109L78 110V108L79 107H76V106H78L77 104H78ZM165 98H168V100L167 101H169V102H165V103H168L167 105L165 104V107H162V106H160V102L159 101H161L162 100V102L164 103V101L166 100ZM193 98V100L194 101H191V99ZM211 98V99H210ZM228 98V99H227ZM236 100H235V99ZM250 98V99H249ZM28 99H29V97H28ZM39 100V101H36V100ZM40 99H41V101H40ZM44 99V98H43ZM46 99L48 100V101H46ZM174 99V100H173ZM216 99H217V101H216ZM225 99L229 102V99H230V102L231 103H228L227 101H225ZM246 99H249V100H246ZM258 99V100H257ZM262 99V100H261ZM20 100H22L21 102H20ZM23 100H25V101H23ZM55 100V101H54ZM65 100V99H64ZM199 100V101H198ZM209 100H210V102H211V100H212V102L210 103L209 102ZM243 100H245V101H243ZM251 100V102L252 103H250L249 101ZM262 102H260V101ZM196 101V102H195ZM219 101H220V103H221V105H220V103H219ZM237 101H239L238 102V104L240 103V104H242V105H238L237 104ZM247 101V102H246ZM259 101V102H258ZM20 102V103H19ZM33 102V104H31ZM58 104H57V103ZM61 104H60V103ZM193 102V103H192ZM208 102H209V104H208ZM214 102V104H212ZM243 102H245V103H243ZM258 102V103H257ZM24 103H26L25 105H24ZM30 105L31 104V106H29L28 104ZM162 103V104H163ZM201 103V104H200ZM204 103H203V105H204ZM217 103V104H216ZM218 103H219V105H218ZM226 103H228V104H226ZM236 104V105H238V108H237V106L235 105V107H234V104ZM249 105H247V104ZM261 104V106H260V104ZM22 104V105H21ZM159 104V105H158ZM161 104V105H162ZM193 107H191L190 105ZM195 104V105H194ZM197 104H200V106L204 109V111H203V109L199 106L198 107V105ZM208 104V105H207ZM215 104H216V106H215ZM244 104H245V106H244ZM251 104H253L252 105V107H251ZM257 104V106L258 107H256L255 105ZM20 105V106H19ZM39 105V106H38ZM218 105V106H217ZM227 105L229 106V105H233L232 107H229L230 108V110H229V108H227ZM28 106V107H27ZM37 108H36V107ZM196 106V107H195ZM220 106V107H219ZM239 106H241V107H239ZM242 106H244V107H246V108H244V107H242ZM20 107V108H19ZM25 107V108H24ZM30 107V108H29ZM32 107V108H31ZM34 107H35V109H34ZM154 107V108H153ZM161 109H160V108ZM188 107V108H187ZM189 107H190V112L188 111L189 110ZM198 107V108H197ZM219 109H218V108ZM234 107V108H233ZM260 107V108H259ZM26 108H29V109H31V110H29V112H27L28 110L26 109ZM51 108V109H50ZM55 108V109H54ZM58 108H60V109H58ZM113 108V109H112ZM118 108V109H117ZM197 108V109H196ZM201 109V111H200V109ZM239 108H241V110H239ZM251 108V109H250ZM26 109V110H25ZM76 109L78 110V111H76ZM115 109V110H114ZM149 109V110H148ZM167 109V110H166ZM185 109H187V111L185 110ZM199 109V110H198ZM213 109V110H212ZM216 109H218L219 110V112H218V110H216ZM224 109V110H223ZM231 109H233V110H231ZM237 109V110H236ZM244 109V110H243ZM247 109V110H246ZM249 109H250V111H249ZM151 110V111H150ZM156 110H157V112H156ZM163 110H164V112H163ZM169 110V111H168ZM220 110H223V114H222V112L220 111ZM227 110H228V112L229 111H231V112H229V115H232V116H228V113H227ZM238 111L237 113L238 114H236V111ZM254 110V111H253ZM172 111V112H171ZM206 111V112H205ZM215 111V112H214ZM226 111V112H225ZM247 111V113H245ZM249 111V112H248ZM258 111H259V113H258ZM26 112V115H24L23 116V113H25ZM76 112H78V113H76ZM80 112H81V114H80ZM123 112H125V113H123ZM130 112V113H129ZM141 113V115L139 114V116H138V113ZM195 112H200V114L202 115V116H200V115H198V113L196 114ZM205 112V114L207 113V117L206 116H204V113ZM213 112V113H212ZM233 112H235L234 114H233ZM244 112V113H243ZM60 113H62V114H60ZM128 113V114H127ZM166 113V114H165ZM190 113V114H189ZM216 113V114H215ZM219 115H218V114ZM226 113H227V116H225L226 115ZM232 113V114H231ZM256 113V114H255ZM129 114H130V116H129ZM162 114V115H161ZM163 114H164V116L165 117H167V118H165L164 116H163ZM180 114V115H179ZM187 114V115H186ZM189 114V115H188ZM209 114V115H208ZM215 114V115H214ZM237 116H236V115ZM253 114H255V115H253ZM44 115V116H43ZM63 116V118H61L62 116ZM135 115L133 116V117H135ZM155 115H157V117H155ZM218 115V116H217ZM241 115H245L244 116V119H242L243 118V116H241ZM148 116H149V118H148ZM178 116V117H177ZM185 116V117H184ZM213 116H215V117H212ZM219 116H221V117H219ZM225 116V117H224ZM249 116V117H248ZM253 116V117H252ZM26 117V118H25ZM132 117V118H133ZM151 117V118H150ZM152 117H153V120H151L152 119ZM205 117V118H204ZM228 117H229V119H228ZM241 117V118H240ZM25 118V119H24ZM45 118V119H44ZM170 118V119H169ZM185 118V119H184ZM203 118V119H202ZM238 118H239V121H238ZM246 118V119H245ZM256 118V119H255ZM23 119H24V121H23ZM43 119H44V121H43ZM141 119V120H140ZM146 119V120H145ZM150 119V120H149ZM168 119V120H167ZM218 119H220V120H218ZM231 119V120H230ZM235 119V120H234ZM249 119H251V120H249ZM131 120H130V122H131ZM136 120V121H135ZM141 122H139V121ZM144 120V121H143ZM172 120V121H171ZM209 120H214L213 121V123L212 122H210ZM216 120V121H215ZM238 122H237V121ZM242 122H241V121ZM247 120V121H246ZM21 121V123H19ZM138 121V123H140V124H138V123H136ZM149 121V122H148ZM150 121H152V122H150ZM156 121V122H155ZM201 122L200 124H198L199 122ZM218 121V123L219 124H216L215 122H217ZM254 121V122H253ZM257 121H258V123H257ZM42 122H44V123H42ZM55 122V123H54ZM60 122V123H59ZM130 122L127 124V126L128 125H130ZM158 122V125L159 126H161V127H157L158 125H155V123H157ZM163 122V123H162ZM227 122V123H226ZM233 124H232V123ZM237 122V123H236ZM45 123H46V125H45ZM48 123V124H47ZM152 123H153V125H152ZM160 123H161V125H160ZM165 123H170V125L172 126L171 127V129L169 128V129H167L164 125H165ZM207 123L209 124V125H207ZM226 123V124H225ZM234 123H236L235 125H234ZM244 124V125H241V126H238V125H240V124ZM256 124V125H253V124ZM260 123V124H259ZM19 124V125H18ZM28 124V123H27ZM30 124V123H29ZM39 124V125H40ZM44 124V125H43ZM164 124V125H163ZM181 124V125H180ZM214 125L215 126V124H216V126H215V128H214V126H212V125ZM227 124H228V126H227ZM246 124V125H245ZM152 125V126H151ZM221 125V126H220ZM223 125V126H222ZM232 125L233 126H235V127H232ZM22 126H23V128H22ZM26 126V125H25ZM127 126H125L126 127V129H128L129 128V126L127 127ZM156 128H155V127ZM210 126H212V128H210ZM227 126V127H226ZM231 126V127H230ZM242 126H244V127H242ZM251 126V127H250ZM260 126V127H259ZM140 127H142V125L141 126H138L137 128L138 129H140ZM153 127V128H152ZM165 127V128H164ZM223 127V130L221 129ZM229 127V128H228ZM241 129V132H240V129ZM247 127H248V132L247 131H244V129L246 130L247 129ZM130 128H129V130H130ZM159 128V129H158ZM183 128L186 130L185 132L183 131ZM200 128V129H201ZM217 128H219V130H217ZM234 129V128H236V129H234V130H232V129ZM249 128H252V129H249ZM257 129H259V130H257V132H256V130ZM262 128V129H261ZM165 129H166V131H168V130H170V131H168V132H166L165 131ZM212 129H213V131H212ZM225 129H227V130H225ZM231 130V132L232 131H234V133H233V135H231L232 133L230 132V130ZM261 129V130H260ZM159 130V131H158ZM182 130V131H181ZM235 130H236V132H235ZM239 130V131H238ZM255 130V131H254ZM17 131V132H16ZM189 131V132H188ZM217 131V134L215 133ZM224 131V132H223ZM263 133H262V132ZM166 132V133H165ZM189 134H188V133ZM218 132H220V133H218ZM226 132H228V133H226ZM229 132H230V134H229ZM243 132H245V133H243ZM247 132V133H246ZM258 132H259V134H258ZM17 133V134H16ZM152 135H154V134H156L155 132H150ZM212 133V134H211ZM262 133V134H261ZM227 134H228V136H227ZM256 134V135H255ZM151 135V136H152ZM170 135V136H169ZM208 135H209V133H208ZM214 135H216V136H214ZM220 135V136H219ZM225 135V136H224ZM231 135V136H230ZM235 135H238V134H235ZM252 135V136H251ZM257 135L259 136L260 135V137H258V140L257 139H255V138H257ZM185 136H184V138H185ZM255 138H254V137ZM13 137V138H12ZM19 137V136H18ZM188 137V136H187ZM224 137H225V139H224ZM253 137V138H252ZM262 137V138H261ZM169 139V140H167V139ZM170 138H171V142H170ZM174 138V140L175 141H173L172 139ZM205 138V139H204ZM248 138V139H247ZM15 139H17V140H15V141H17L18 142V139L19 138H15ZM166 139V140H165ZM183 139V140H182ZM213 139V140H212ZM215 139V140H214ZM222 139H223V142H222ZM254 139V140H253ZM183 142H182V141ZM218 140H219V142H220V140H221V142L222 143H218ZM256 140V141H255ZM263 141V142H262ZM13 142V143H12ZM167 142H169V143H167ZM175 142V143H174ZM180 142H182L184 145L182 146V144H180ZM199 142H201V144L199 143ZM213 142V143H212ZM225 142V143H224ZM255 142H256V144H255ZM257 142L259 143V144H257ZM162 144L161 146L162 147H165L166 145L165 144ZM174 143V144H173ZM215 143V144H214ZM224 143V144H223ZM161 144V143H160ZM171 144L173 145V146H171ZM182 146V147H180V145ZM199 144H200V147L202 146V148H200L199 147ZM203 144V145H202ZM212 144V145H211ZM223 144V145H222ZM260 144H262V145H260ZM164 145V146H163ZM178 145H179V147H178ZM260 147H259V146ZM212 146V147H211ZM206 147H204L205 149H206ZM256 147H257V149H256ZM197 148V149H196ZM258 148H260V150L258 149ZM173 149V150H174ZM176 149H175V151H176ZM205 149H203L204 151L203 152H207L208 150L206 149V151H205ZM196 150H198V151H200V153L199 152H197ZM252 150V151H251ZM253 150L255 151L254 153H253ZM262 150V151H261ZM184 150H182V151H179V150H177V152H183ZM211 152V151H210ZM244 152V153H243ZM252 153V154H250L249 155V153ZM212 153V152H211ZM243 155H242V154ZM256 153V154H255ZM257 153H259V155L257 154ZM213 154V153H212ZM239 154H241V155H239ZM237 155V156H236ZM246 155L248 156V158H249V156H256V157H258V158H256L255 157V159L253 160V158L251 159V157L249 158V161L248 162H250L251 163V165H250V163H248L247 162V160H248V158L246 157ZM261 155V156H260ZM241 156V157H240ZM242 156H244L243 158H242ZM260 156V157H259ZM237 158H238V160L239 161H237ZM242 160H241V159ZM260 158H263L262 159V162H261V164L259 163L260 162ZM7 159V160H6ZM259 159V161H258V163H257V160ZM244 160V161H243ZM253 160V161H252ZM12 161V160H11ZM252 161V162H251ZM5 162V163H6ZM247 163L249 164L248 166H250L249 168H251L250 169V171H249V169H247L248 167H246V165H247ZM255 163V164H254ZM197 164V161H196V163L193 165L194 166V168H193V170L195 171L196 169H199V167L200 166H198V165H196ZM182 165H185L184 163H182ZM255 165L256 166H258V170H256V167H255ZM260 165V166H259ZM262 165V166H261ZM192 166V167H193ZM198 166V167H197ZM185 167H186V169H188V171L190 172V170L192 169H190V165L189 166H184V167H182L181 166V169H180V167H179V170L180 171H177L176 172V176L174 175V178L172 177V181L174 182V180H179L180 181V177H181V175H182V178H184V180H181V181H184V182H186L188 179L186 178V177H190V174H189V172L185 169ZM195 167H197L196 169H195ZM259 167H261L260 169H259ZM182 168H183V170H182ZM255 169V170H254ZM182 170V171H181ZM186 171V173L187 174H189L188 176L186 175V173H184L185 171ZM245 170V169H244ZM248 170V171H247ZM255 173H254V172ZM250 172V173H249ZM254 174H253V173ZM181 174V175H178V174ZM247 173H249V174H247ZM252 173V174H251ZM247 174V175H246ZM6 176V179H7V177H8V179H10L11 178V180L10 181H13L14 180V177H15V179L17 180L18 178V176H8V175H6V173L5 172H1L0 173V177L3 179V180H5V176ZM112 176H115V175H112ZM178 176H180V177H178ZM247 177L246 179L248 180L250 177ZM252 176H254V177H252ZM4 177V178H3ZM109 177H111V176H106V177H104V182H102V183H104V184H100L96 189L93 187H88L87 189H86V191L83 193V195L84 196H90V195H92L91 193H93V197H96V195H97V192H95V191H98V194H100L101 195V197H100V200H95L94 201V199H93V201L92 202H89V203H86V202H84V200H80L79 202L80 203H78L77 205L74 203L73 205L74 206H72L73 208L72 209H70V211H71V213L69 212V215H70V217H66V220L68 221V223L67 224H69V225H67V226H70V227H64L65 228V230L63 229L62 231H65V233H66V231L69 233H73V234H79L78 236H81V238H82V243H83V245H91V243L93 244V243H97V242H99L100 244H102V246H103V243H105V241H106V249H105V244H104V248L103 249H105L104 250V252L102 251V253L99 255L101 258H103V259H100V260H102V261H100L99 260V262H98V264L101 262V264H104V259H105V257H107L106 255H107V249H108V244L110 245V248H109V251H113L114 252V256H113V254H108V256H113L114 258H116L117 259V261H113L112 262V264H120V263H125V261L124 260H122V258L124 259V256H127V257H125V260H126V258L128 259V260H126V263L125 264H138L137 263V261L135 260V258L137 257L138 258V260H140L141 261V258H142V260H143V262L145 261V258H146V263L147 264H151L150 263V260H151V258L150 257H153L152 255L155 253L156 254V252H157V250H160V249H156L157 247L159 248V247H161L162 246V244H165L166 242H168V241H170V242H168L169 244L171 243V242H173V240H175L176 239V241H174L175 242V244H173L174 245V247H175V249H173V247L171 246L172 244H170V247L168 246V245H163V246H168L169 248H172V249H168V248H166L165 247V250L167 249V251L168 250H170L171 251V254L169 253L168 255H169V258H170V255H172V253H173V250L175 251L174 253V258L175 257H177L178 255H177V253H179L180 252V250H182V248H180L181 246L179 245V244H177V237L175 238V232H179L183 227H182V223H181V225L179 224V227H178V224H176V223H174L175 221H173V219H174V217L173 218H171L172 217V215H170V214H176V216L175 215H173V216H175V219L174 220H176L177 221V219L178 218H176V217H179V216H181L182 217V214L185 212V210L184 209H182L179 205H177V206H179V207H177V206H175V204L173 205V204H171L172 203V201L171 202H169V199H166V203H164V205H166V206H163V208L160 206V205H155V206H157L158 207V209H156L155 207V209H156V211L153 209V208H150L152 211H154V212H152V215H151V218L152 217H156L154 220L156 221H153L152 223H155V224H157V222H161L162 220H165V218L164 217H166L168 214L170 215H168L171 219H172V221L173 222H171V220H167V219H170V218H167L166 220H167V222L168 221H170V222H168L169 223V225L172 223V224H176V226L178 227H174V225L172 226V227H174L173 229H169L171 226H169V230L167 229V232H170V230H171V233L172 232H174V233H172V235L171 236H173V237H171V239H165L164 240V238H170V237H168L167 235H170V234H167L166 235V231L164 232V234H161L160 236H161V238L160 237H158V239L160 240L161 239V241L162 240H164V241H162L160 244H159V241H158V239H156V241L154 240L153 242H148V244H149V246H150V248H149V246H148V244H146L145 246L148 248V249H150V250H148L147 249V251L146 252H144V255H143V253H140V257H141V255L143 256V257H139L137 254H139V253H137V251L135 250H133V246H134V248H135V245H136V241H137V238H135L134 240H136V241H131V239L129 240V238L131 237V235H129V238L127 237L128 236V232H127V230H123L122 229V231L120 232V234L121 235H119V234H117V233H119V231L117 230V233H115L116 232V230L114 229L115 227H116V229H121V228H117V226H115V225H113L114 223H113V221L112 220H109L108 221V219H106L108 222H111V223H108L105 219L103 220V219H93V217H90V215L89 214H91L90 212L92 211V210H94L95 208H99L98 206H100L101 205V207L103 208V210H108V208H110L111 206H116V207H123V203L125 202L123 199H121V198H119L118 196L120 195V190L122 191V186L119 184V183H117V180L115 181V179H116V176H115V178H114V181L113 180H111L112 182H110L109 180V182H110V184H109V182H107L106 180H107V178H109ZM261 177V178H260ZM177 178V179H176ZM250 178V179H251ZM13 179V180H12ZM187 179V180H186ZM15 180V181H16ZM178 180L177 181H175V182H178ZM170 181H171V179L170 178H162V179H160V180H158V181H153L154 182V184H156V185H159V186H164V185H169L170 184ZM18 182H20V183H24L23 185H26V186H28L30 189H31V192H32V194L34 195V197L38 200V204H37V211H38V218H37V222L33 225V226H31L30 228H28V230L27 229H24V230H21V232L23 231L24 233H26V232H33L34 231V229H35V231L34 232H36L39 228H37L38 227V221H39V219L41 218L40 216L42 215L41 213L42 212H47V209L49 208L50 209V207H52L50 210L52 211L54 208V211H55V215L57 216L58 214L56 213V212H62V211H60V208H58L59 210H56V208H57V204H59L60 202H66V201H69L70 199L68 198V197H70V196H68V195H71V194H69L70 192H64V194L62 193V192H59L60 193V195H58L57 194V196L55 195V197L57 198V199H55V203H57V204H55V206L56 207H54L53 208V206L54 205H51L52 204V202L51 201H53L54 202V198H52V199H50L49 197H50V192L49 191H47L44 187H43V185L41 184V182L40 181H35V180H31L30 182H26V181H22V180H20V181H18ZM37 183V184H35V183ZM107 182V183H106ZM116 184H114V183ZM172 182V183H173ZM184 182L182 183L183 185H184ZM222 182V181H221ZM228 182V181H227ZM239 182V181H238ZM261 182V183H260ZM26 183V184H25ZM181 183V182H180ZM217 184L216 185H218V182H216ZM40 184V185H39ZM118 184V185H117ZM223 184L225 185V187H226V184L227 183H224L223 182ZM256 184L258 185V186H260V185H263V186H260V187H262V188H260V187H257L256 186ZM228 185V184H227ZM242 185V186H241ZM179 186H180V184H179ZM178 186V187H179ZM33 187V188H32ZM255 187H256V189H255ZM37 188V189H36ZM40 188V189H39ZM182 188V185H181V187H180V189ZM180 189H178L177 188V191H180ZM249 189H255L256 191H258L257 193H259V194H257L256 193V191L254 192V191H250ZM36 190V191H35ZM236 190H235V192H236ZM244 190V191H243ZM249 191V192H248ZM262 191H263V193H262ZM66 193V194H65ZM94 193H96V194H94ZM258 195V197H257V195ZM262 194V195H261ZM65 195H66V197L69 199H67L66 198V200H65ZM61 196H62V199H61ZM261 196V197H260ZM60 197V198H59ZM104 197V198H103ZM255 197H257V198H255ZM260 197V198H259ZM262 197H263V199H262ZM71 198V197H70ZM59 199V200H58ZM106 199V200H105ZM121 199V200H120ZM186 199L189 201L190 199H188V197H186ZM259 199V200H258ZM260 199H261V201H260ZM50 200V201H49ZM58 200V201H57ZM102 200V201H101ZM167 200H168V202H167ZM181 201L182 199L181 198H179L178 199V201ZM81 201H83V202H81ZM259 201H260V203H259ZM47 202H48V204H47ZM96 202H97V204H96ZM131 202V201H130ZM190 203H191V201H189ZM189 202H187V203H189ZM62 203H60L59 205H61ZM100 203V204H99ZM189 203V204H190ZM262 203V204H261ZM80 204V205H79ZM99 204V205H98ZM103 204V205H102ZM108 204H110V205H108ZM118 204L120 205V206H118ZM129 204V207H130V203H128ZM128 204L126 205V204H124V205H126L127 207V209L125 208V206L123 207V209L121 208L120 209V211L122 210V212H124V211H127L128 210ZM161 204H163L162 202H161ZM189 204H188V206H189ZM50 207H49V206ZM75 205H76V207H78V208H76L75 207ZM98 205V206H97ZM122 205V206H121ZM131 205H132V202H131ZM261 205V207H259ZM107 206H110V207H108L107 208ZM160 206V207H159ZM48 207V208H47ZM100 207V208H101ZM104 207H106V209H104ZM165 207H167V208H165ZM263 207V208H262ZM84 208V209H83ZM94 208V209H93ZM161 210H160V209ZM181 210L182 209V211H181V213L179 214V209ZM189 209V211H188V213L190 214V216L189 217H191V218H195V207H193V209H194V211H193V209H192V207L191 206H189L188 207ZM191 208V209H190ZM263 210H262V209ZM74 209V210H73ZM76 209V210H75ZM111 209H112V207H111ZM125 209V210H124ZM40 210V211H39ZM45 210V211H44ZM50 210H48V212L50 213ZM73 210V211H72ZM124 210V211H123ZM158 210V211H157ZM54 211H52L51 213H50V215H52L53 217L51 218V219H53V218H62L63 219V214L62 213H59V214H62V215H58V217H55V215H54ZM194 213H192V212ZM75 212V213H74ZM183 212V213H182ZM191 212V213H190ZM263 212V216H262V213ZM63 213H64V211H63ZM76 213H77V215H76ZM150 213H151V211H150ZM155 215H154V214ZM260 213V214H259ZM65 215H66V212L64 213ZM74 214V215H73ZM178 214V215H177ZM67 215H68V213H67ZM66 215V216H67ZM86 215V216H85ZM89 215V220H86L87 218V216ZM164 216V217H161V216ZM188 215V214H187ZM257 215H261V216H257ZM62 216V217H61ZM73 216V217H72ZM77 216V217H76ZM79 216H80V220L78 219L79 218ZM161 217V221H159L160 219H159V217ZM257 216V218H255ZM82 217V218H81ZM181 217H179V219H178V221H177V223H179V221H180V218ZM188 217V216H187ZM214 217V216H213ZM216 217V216H215ZM214 217V218H215ZM69 218H73L72 220H73V223H75V224H73L72 223V225L74 226V228H72V226H71V219L69 220ZM75 218H77V220L75 219ZM86 218V219H85ZM163 218V219H162ZM190 218V219H191ZM62 219H58L59 221H61ZM82 219V220H81ZM85 219V220H84ZM153 219V218H152ZM157 219H159L158 221H157ZM184 219H185V217H184ZM216 219V218H215ZM254 219H252V220H254ZM79 220V221H78ZM194 220L195 219H191V222L193 221V223H194ZM81 221V222H80ZM84 221H86L87 222V224H88V226H90L91 227V225H92V227L94 228V230L95 231H92V229H90V227L89 228H87L88 226L87 225H85V222ZM103 221H106L107 222V224H106V222H105V224H104V226H103ZM264 220H262L261 222H263ZM78 222H79V225H77L78 224ZM260 222V223H261ZM77 223V224H76ZM81 223V224H80ZM113 223V224H112ZM98 224H99V226H98ZM100 224H101V226H100ZM109 224H112V225H110L109 227L110 228H113L114 230H115V232H113L114 230L113 229H108V227H106L107 225H109ZM154 224V225H155ZM264 224V223H263ZM75 225H77V226H79V227H77V226H75ZM94 225V226H93ZM150 224H148V223H146L145 224V227H147V226H149ZM153 224H152V226L151 227H148L147 229H149V228H151V229H153L152 227H154L155 228V226H154ZM87 226V227H86ZM102 226L104 227V229H105V231H108V234H104V233H102L103 231H104V229H103V231L102 230H100V232H98L99 231V229L98 230H96L97 228H100L101 227V229H102ZM157 226V225H156ZM83 227H84V229H83ZM91 227V228H92ZM97 227V228H96ZM143 228V231H145L146 232V228ZM66 228H69V230H66ZM71 228H72V230H71ZM82 228V229H81ZM87 228V229H86ZM176 228V229H175ZM31 229V230H30ZM75 230V232H74V230ZM88 229H90L91 230V232H89L88 231ZM151 229H149V230H151ZM178 229V230H177ZM61 230V229H60ZM72 232H71V231ZM80 230V231H79ZM82 230V231H81ZM85 230H86V232H85ZM111 230H113V231H111ZM148 230V231H149ZM173 230V231H172ZM175 230H177V231H175ZM52 229H49V230H47L46 232H45V234H48V235H44L45 237V239L44 240H51V235H52ZM97 231V232H96ZM124 231H126V232H124ZM143 231L141 232V234L143 233ZM14 232V231H13ZM16 232V231H15ZM49 232V233H48ZM85 232V233H84ZM17 233H18V230H17ZM17 233H15V234H17ZM89 233L91 234V235H93V237L91 238V237H86V236H88L89 235ZM100 233L101 234V236H99L98 234ZM107 233V232H106ZM113 233H115V234H113ZM84 234H86V235H84ZM112 234V235H111ZM124 234H127L126 235V237H125V235ZM144 234V233H143ZM174 234V235H173ZM10 235H12L11 237L13 238L14 237V235H13V233L12 234H10ZM18 235V234H17ZM83 235V236H82ZM98 235V237H96V236ZM105 236V238H103L104 236ZM119 235V236H118ZM16 236V235H15ZM50 236V237H49ZM114 236H116V238L114 237ZM120 236H122V238L120 237ZM123 236L125 237V239L123 238ZM165 236V237H164ZM167 236V237H166ZM10 237V236H9ZM49 237V238H48ZM85 237V238H84ZM10 239L11 241H13V240H16V239H18V236L15 238V239ZM87 238V239H86ZM95 238V239H94ZM122 240H121V239ZM132 238V237H131ZM172 238H173V240H172ZM85 239L87 240V241H85ZM102 239H105V241H103L102 240V242H101V240ZM113 239V240H112ZM119 239V240H118ZM191 239H193V241L191 240ZM190 239V241H192V242H189V240L186 242V243H188V245H187V247L189 246V244L190 243H192V244H190V246H191V248H190V246H189V252H188V250H187V248H183V251L182 252H180V256H179V261H181L182 260V258H181V255H184V257H185V255H186V253H188L187 254V256L185 257L186 258V261L184 260H182L183 262L181 263V262H176V260L178 261V258H173L175 261H173L172 259H170L171 261H168L169 259L167 258L166 259V257H168L167 256V254H166V252H164L165 254H166V257H165V254L164 253H162L161 252V254H163L164 255V257H163V255H162V258L161 259H159V260H156L157 259V257H155V261H153V260H151V262H153V264L156 262V261H158L159 263H164V264H166L165 262H162V259L163 260H167L168 262H167V264H169L170 262L172 263V264H174L175 262H176V264H189L190 263V259L192 258V260L191 261H193L194 260V256L196 257V254H198L197 255V258L196 259H198V257H201L202 255H199V253H196V249L194 250V244L195 243H193L194 242V238L192 237ZM7 241L9 240V238L8 239H6ZM10 240H9V242L7 243L5 240V243H7V248H6V246L4 247V252H5V254H6V258H5V261H4V263L3 264H13L14 263V260H18V252L21 254L22 253V248H18V245H16V243H14V242H10ZM111 240L113 241V243L111 242ZM114 240H115V242L117 243V244H114L115 242H114ZM126 240V241H125ZM129 240V241H128ZM172 240V241H171ZM17 241V240H16ZM89 241H91V242H89ZM97 241V242H96ZM110 241V242H109ZM118 241V242H117ZM123 242V243H121V245H122V247H123V245H128V244H132V247L129 245V246H126V247H130V249L128 250V248H126L125 246V248L123 247H121V249L119 248L121 245H119L120 243L119 242ZM128 241V242H127ZM158 241V242H157ZM88 244H87V243ZM130 242H132V243H130ZM136 242V243H135ZM155 242H157L158 243V245H157V243H155ZM10 243H13V244H10ZM119 243V244H118ZM153 243H155V245L153 244ZM10 246H9V245ZM5 245V244H4ZM116 245V246H115ZM154 245V246H153ZM176 245V246H175ZM14 246V247H13ZM17 246V247H16ZM162 246V247H163ZM178 246H180V247H178ZM114 247H115V249L116 250H114ZM151 247H153L154 248V250H151ZM112 248V249H111ZM178 248V249H177ZM123 249H125L126 251H124ZM156 249V250H155ZM186 249V250H185ZM19 250V251H18ZM163 250H164V247H163ZM162 249H161V251H163ZM164 250V251H165ZM177 250V251H176ZM190 250H191V253H194L195 255H192L191 256V258L189 259V255H190ZM105 251H106V255H103V256H105V257H103V256H101L102 254H105ZM124 251V252H123ZM132 251H133V253H132ZM153 251V253H151ZM155 251V252H154ZM179 251V252H178ZM186 253H185V252ZM194 251V252H193ZM112 252V253H113ZM121 252H123V253H121ZM125 252H129V253H127V254H125ZM147 252H150L149 254H150V257H148V255L149 254H147V256L145 255ZM159 252V251H158ZM109 253H111V252H109ZM120 253V254H119ZM133 255H135V253H136V256H133ZM182 253H184V254H182ZM119 254V255H118ZM121 254H123V255H121ZM125 254V255H124ZM154 254V256H156ZM160 254V253H159ZM158 254V255H159ZM107 257L106 259L107 260H110L109 258H111V259H114L113 257ZM117 256V257H116ZM120 256H122L121 258H120ZM144 256H146L145 258H144ZM130 257H131V259H130ZM132 257H133V259H132ZM135 257V258H134ZM172 257H173V255H172ZM136 258V259H137ZM144 258V259H143ZM148 258H150V260L147 262V260H148ZM154 258V257H153ZM152 258V259H153ZM196 259L193 261V262H191L192 264H195L196 263ZM208 259V258H207ZM133 262H132V261ZM121 261V262H120ZM124 261V262H123ZM130 261V262H129ZM135 261V262H134ZM208 261H209V259H208ZM13 262V263H12ZM105 262H108V261H106L105 260ZM116 262V263H115ZM132 262V263H131ZM143 262H141V264H146V263H143ZM158 262H156V264L158 263ZM199 262H201L200 261V259H199V261H197V263L196 264H200ZM210 262V261H209ZM109 263V262H108ZM107 263V264H108ZM170 263V264H171ZM190 263V264H191ZM14 264H18V261H17V263H14Z\"/></svg>","mask_w":264,"mask_h":264},{"label":"crops","instance_id":"0c3cea01","mask_svg":"<svg viewBox=\"0 0 264 264\" xmlns=\"http://www.w3.org/2000/svg\"><path fill=\"white\" fill-rule=\"evenodd\" d=\"M14 41H15V49L13 55L16 56V58L18 56H23L25 53H28L27 51H31V50H36V52L40 53L38 45L37 47H35L28 40H24L21 38L19 40L17 39ZM7 53H8V48L6 46V43L4 42L3 46L2 44H0V67H2L1 69H4L5 67L4 60L6 59L5 56H7ZM53 56L55 57V53L53 54V52H51L50 60H49L50 67L54 66L57 63ZM7 108L8 107H6V105L3 104L0 106V158L4 157V152L9 145L8 134L10 130L6 119L11 118L13 114L11 113L9 116H7ZM1 179H0V224L3 225L6 222L7 224L9 223L8 225L4 224L5 226L0 225V237L2 239V236H5L3 232H5L6 234L7 232L11 231V229L8 230L9 227L13 228L14 230L15 229L18 230V228L19 230L20 229L24 230L30 228L37 222L38 200L32 194L31 189L26 185H23L22 183L17 181H6ZM5 211H7L6 212L7 215L5 214ZM4 214L6 219L3 218ZM12 223H14V225ZM2 227H4V229L6 228L7 232L3 231L4 229ZM1 239H0V264H3L6 258V254L4 252V247L2 246V243H5L3 241L6 240V238L3 237V239L2 240Z\"/></svg>","mask_w":264,"mask_h":264},{"label":"built area","instance_id":"2783aa9c","mask_svg":"<svg viewBox=\"0 0 264 264\" xmlns=\"http://www.w3.org/2000/svg\"><path fill=\"white\" fill-rule=\"evenodd\" d=\"M5 43H6V46H9V44L12 43V45H13L12 48L15 49V41L11 42L10 40H7V41H5ZM132 78L134 81L138 80V81L144 82V80L142 79V75L140 73L133 74Z\"/></svg>","mask_w":264,"mask_h":264}]
</instances>
